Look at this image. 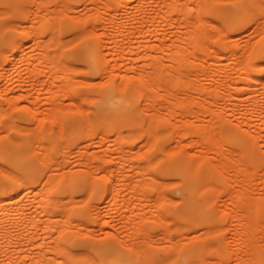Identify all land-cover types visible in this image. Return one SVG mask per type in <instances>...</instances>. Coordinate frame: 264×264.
Listing matches in <instances>:
<instances>
[{
  "label": "rangeland",
  "instance_id": "1",
  "mask_svg": "<svg viewBox=\"0 0 264 264\" xmlns=\"http://www.w3.org/2000/svg\"><path fill=\"white\" fill-rule=\"evenodd\" d=\"M44 1H46V0H44ZM60 1H64V0H60ZM60 1L47 0L45 2L46 3L45 4V3H42L41 0H35V1L34 0H17L16 3L12 6L0 5V11H1V9L4 10V8H5V13H4V11H2L3 13L0 12V24L5 26V32L4 33H6V37L8 38V41H9L8 44L0 47V89H1L0 90L1 91L0 92V104H1L0 105V126H1V129H0V133H1L0 134V157H1L2 152L5 149H9L14 143L19 141V142H22L25 145V147L28 148V152L30 153V159L34 163V166L38 169L36 178H33V179L31 178L30 181L28 180L29 185L26 187V186H23L22 183L18 182L17 178H16L17 175H20L22 173H20V171L17 168H15L14 165L9 164L2 157L0 158V171H1L0 172V179L2 180L1 182H3L2 184L4 186H6V188H8L7 193L5 192L7 190H4L3 192L0 193V195L6 197L8 200L10 199V197H12L14 201L16 200L19 202L22 195L27 191V190L25 191L24 189H28V188L32 189L31 193L34 195V197H33V195H32L33 199L30 198V196L27 197V198H29L28 199L29 201L27 203H28V206L31 205L29 207V209H31L30 211H33L34 214H36V216H37L36 220L38 221V222L35 221V223H38L37 225H35V223H33L31 226L28 227V229H30L31 231L30 230L27 231L28 230V229H26L27 226L25 225L26 228H24L25 226H22V225H24L22 223L19 224V225L22 224L21 226H19V225L17 226V224H15L16 227H19L20 229L21 228L25 229L24 231H25V233L28 232L29 233V234L27 233L28 235H30V232H32L31 235L33 237H30L26 234L27 238H25V239L28 240V237L30 238L29 242H30L31 246H30V248L28 246L27 250H30V251L32 250L31 252L33 254H31L32 255L31 256L30 255L31 252L27 251L29 255L26 258H24L23 255H22L23 257L17 255L18 257L16 259L12 260V257H11L12 254L11 253L13 251L11 249L15 248L16 243L11 242L12 243V245H11L9 243V240L5 239V238H7L6 236L9 235L8 233H10L14 227H12V225H10L12 227V229H11V227L9 226V228L11 229L10 231H9V229L8 230L6 229L7 231L1 229L2 232L0 231V236L2 234H4V235L6 234V236L3 235V240L5 239L12 247L10 248L9 247L10 245L8 243H7V245H9V246L5 245L6 244V243H4L5 240L0 241L1 243L2 242L4 243V245H3V243H2V245L0 243V245L2 246V253H0V257H1L0 262H2V263H0V264H4V263L11 264V263H7L5 261L7 259H8L7 261L10 260L9 256L11 257L12 262H15V260L17 261V259L19 257L23 258V260L25 259V261L27 259H30L31 257L34 258V256L39 253L37 251H40V249H41V248L39 249L37 247V244H39L43 240V239L41 240V237L46 238V236L49 235V234H47V232H51V233L53 232L52 234L50 233L49 236L53 235L50 238H52V237L57 238L56 242H55V239H53V238H52L53 240L50 239V241H51L50 244L48 241L49 245L55 244L56 247L59 245H60V247H61V245L62 246L65 245L62 248L63 249L62 251H58V253L56 251V253H55L56 255L54 254L55 250H54L53 254H52V252H50L51 254L50 253H48V254L51 257L57 258L56 260H58V261H60V259L62 258L61 260H65L64 262H66V264H73L72 260L74 258L73 257L74 250H75V254H76V252L80 253L81 251L85 252L87 250L86 255L85 254L84 255L85 256L89 255V256L85 257V256L80 255V254L77 255V257H84L83 261H81L82 259L79 260V261L84 262V263H86L85 261H88L86 258L89 259L92 256V259H94L96 261V263L94 260H92L93 262H90V259H89V262L91 264L92 263L93 264L94 263L95 264H118V262H117L118 259L116 258V255L117 254L123 255L125 253L124 256L132 258V260L134 261V264L137 261L138 262L136 264H141L142 263L141 259H143V258L139 257L140 255L137 254V252H139L137 249H141V248H143V246H145L144 248L147 249L148 252L150 253L151 256H149V255H147V256L151 257V262L153 264H163L162 258H164L165 256H168L174 252L179 253V252L184 251L185 249H187L190 246L194 247V246H198V245H200V246L206 245V246H208V248H213V250H210L208 253H206L204 255V257L206 256L205 258H207V259L203 258V260H204L203 264H244V262L242 263V261L247 257V254L245 252V246H244L245 242H243V241H245V240H243L245 238L241 237V235L239 234L240 231L238 232V230L241 229L240 227L242 226V224L244 222V218H246V217H244L243 214H244V211H246L244 209L247 208L246 207L247 205L244 206V203L242 201L243 199L241 198V196L237 197V194H240L238 191H240L241 188H242V190H244V188H246V187L248 188V187H250L249 185H251V187L247 190L248 191L247 198L249 196L250 197L254 196L257 198L256 202L258 203L257 204L258 206L257 205L256 206H257L258 210L255 211V213H254L255 209L252 211H253V214H256V212H257V214H256L257 217L256 216L254 217L255 221L257 222V220H258V223L259 222L262 223V224L259 223V224H261L260 226L257 223V229L264 228V217H263L264 216V150H263L264 149V100H263L264 99V91H263L264 90L263 89L264 88L263 87V85H264L263 84V80H264V65H263V63H264V3H262V2H264V0H218V1L217 0H194V1L193 0H177L181 3L180 4L178 2L181 6H179L178 3H177V5L179 7H177L176 4H175V6H172L170 4L172 6L170 9H168V7H170L169 4H166V3L167 2L172 3L173 2L172 0H168V1L162 0V1H164V3L162 2L163 4L162 3L157 4L158 1H159V3L161 2L160 0H158V1H156V0H142V1L141 0H133L136 4L131 0H68V3H70V4H68V3L67 4L71 5L68 7L75 8V10H77L81 7V9L77 10V11H79V13H77V11L72 10L73 12H75L74 15L77 16L76 19L77 18H79V19L76 20L73 17L75 19V21H73L74 19H72V16L69 17L68 13L66 15V13L64 11H63L64 13H62V10H61V14H64V15H61L62 18L59 16L58 19L60 22L57 21V19H55L56 18L55 17L54 19L57 22L52 23L51 22L52 19H50L51 20L50 21L51 24H50L48 21L49 20L48 16H50L49 15L50 13L47 14V12H49L50 10H54V9H50V8L51 7L54 8V6L56 7V4ZM126 1H130V2L126 3ZM174 1L176 2V0H174ZM39 2L41 4H45V5L39 6L37 4ZM66 2H67V0H66ZM187 3L189 5H187L185 7L182 6V4L186 5ZM140 4L142 6H139ZM261 4H262V6H261ZM58 5H60V4H58ZM61 5L64 6V4H61ZM161 5L163 6V8ZM21 6H24V7H21ZM85 7L89 10H87ZM138 7L141 9H139ZM164 7H167V8H164ZM20 8L22 9V11L20 10ZM65 8H66V6H65ZM155 8H158V9H155ZM45 9L47 11H45ZM55 9H57V8H55ZM182 9H183V12L185 14H182V12H181ZM26 10H27V12H26ZM159 10L160 11L162 10V12H160ZM163 10L164 11L168 10L167 12H168V15H170V17L167 15V12L165 13V12H163ZM179 10H180V12H179ZM241 10H242V13H241ZM43 11H45V12H43ZM69 11L72 12L71 10H69ZM28 12L29 13L31 12V13L29 14ZM36 12L38 13V16L40 15L39 18L37 16ZM50 12H52V11H50ZM70 12H69V15H70ZM44 13L47 14V15H45L46 17L43 16ZM151 13H152V15H151ZM154 13H155V15H154ZM158 13H159V15H158ZM79 14H81V17H79L80 16ZM156 14H157V16H156ZM244 14H246V16H244ZM153 15L156 17H154ZM160 16H162V18ZM85 17H87V18H85ZM158 17L161 18L163 21L161 19H159ZM40 18H42V20H41V22H38V19L40 20ZM44 18H45V20H43ZM80 18H82V20L83 19L84 20L82 21V20H80ZM108 18L110 20H108ZM187 18L192 20V21H189V23H191L190 25L188 23ZM186 19H187V21H186ZM199 19H201V20H199ZM11 20H12V22H14L13 25H17V26H14V27H12V25L8 26L7 23L8 24L11 23ZM113 20H114V22H113ZM156 20L159 21V23ZM164 20H165V22H164ZM193 20H194L195 25L193 24V26H192ZM234 21H235V23H234ZM37 22L40 24H38ZM108 22L111 23L112 25L110 24L111 25L110 26ZM236 22H237V24H236ZM36 23H37V25H36ZM155 23H157V25ZM32 24H33V26H32ZM54 24H56V26ZM34 25H35V27L36 26L37 27L35 28ZM106 25H108V26H106ZM6 26H7V28H6ZM22 26H23V28L21 29ZM50 26H52V28L54 30H55V28H56V30L58 29L57 34H55L56 30L54 31L55 32V33H53V35L55 34L54 36H56V35L59 36L58 39H60V37L62 39L66 38L67 42L70 40L71 36L74 39V37H73L74 33H78L77 31H80V32L83 31L84 32V31H86L84 29H86L87 27H88L87 29H89V32H91V30L94 31L95 29H97V33L96 34L93 33L94 35H91L92 33L90 35H85L87 33L89 34V32H87L88 31L87 30L86 33L84 34L85 36L83 35V32L81 33L83 35V37H81V35H79L78 38H81L79 40L76 37L77 34H75L74 36L76 37V39L70 40L72 42H70V43L68 42L69 45L64 44V45H66V46H64L65 49L62 48V46H61L62 49L59 48V50H60V55H59V53H58L59 51L56 48H58L61 44L65 43L66 41L64 39H63V41L60 39L59 40L60 42L58 45V44H55V42L58 41L56 39L57 37L55 38L57 41L56 40H55V42L53 41L54 43L51 40H49V38H47V37H50L48 34L50 32V35H51L52 34L51 30H53V29H50L51 28ZM93 26L96 27L94 30H93V28H94ZM105 26H106V28H105ZM90 27H91V29H90ZM81 28H84V29L81 30ZM231 28H232V30H231ZM38 29H40L41 35H39L38 32H40V31ZM193 29H194V31H193ZM106 30L109 33L105 34L107 32ZM29 31H31V32L32 31H38V32H36V33H38V35L37 36L33 35L35 32L31 33ZM94 32H96V31H94ZM223 33L226 36L229 35L228 36L229 39L228 38L224 39L223 37H225V35ZM187 34H189V35H187ZM53 35H52V38L51 37L50 38L54 40ZM181 35L184 36V38ZM111 36H112V39H111ZM178 36H181L182 38L179 37V40H177L176 38H178ZM190 36H191V38H190ZM37 37L38 38L40 37V38L38 39ZM231 37L236 39V41ZM86 39L87 40H90V39L96 40V41H99L100 43H102V42L104 43V40H105L104 44H106V48H105V45L103 43L100 45L102 47L101 48L102 50L105 49L104 50L105 52H107V51L110 52V53L107 52L108 54L107 53L105 54V52L103 53L104 56L106 55L105 56L106 58L103 56L104 68L106 70L105 69H104V71L101 70L97 74H93V73L89 74L90 71H89V66H87L88 64L82 62L81 59L79 58V54L77 53V50L80 47V44ZM231 39H232V41H231ZM107 40L110 41V43ZM112 40L113 41L115 40L116 42L115 41L113 42ZM16 41H18V42L16 43ZM48 41L52 42L54 44V46H52L53 45L52 44L51 47L44 46V48L48 47V48H46L47 51H49L48 54H47L46 49L43 48V50H42L41 49L42 47L40 49L35 47L38 45V44L37 45L35 44L37 42L40 43L39 46L40 45L41 46L46 45L47 43L50 46V43ZM61 41H62V43H61ZM178 41H180L181 43ZM43 42L46 44H43ZM189 42H190V45H189ZM22 43L24 44V46ZM71 43H72V45H71ZM152 43H155L153 45L154 47L148 46V45H151ZM156 43H158V44H156ZM186 43L189 45L190 50L188 49V45ZM247 43H248V45H247ZM160 44L166 45V46H163L161 48ZM175 44H177V46ZM249 44H250V47H249ZM252 45H254V46H252ZM182 46L183 47L185 46L184 49H182L183 48ZM204 46H207L206 48L210 49L209 53H207L208 49L204 48ZM227 46L231 47L232 51L236 52V53L234 55L231 54L233 52L229 51L231 48L228 50ZM156 47H160V48L158 49ZM177 47H180V48H177ZM242 47H246L248 49H251L252 51L250 50L251 51L250 54L252 53V55H250V54L248 55L249 50H247L246 48L242 49ZM253 47H255V48L253 49ZM55 49H56V51H58V52H56L58 54V56H57L58 58L55 57L56 56L55 52H54L55 54H52V55L50 54V52L52 50L55 51ZM154 49L156 51H154ZM203 49H205V50H203ZM44 50L46 51V54H45ZM181 50H182V52L184 50H187L186 52H183V54H185L184 57L182 55ZM191 50H193V51H191ZM239 50H243L244 52H242V51L241 52L243 54L244 53H246V54L243 55L240 52V56H239V54H237ZM3 51L5 54L4 53L2 54ZM212 51H213V53H212ZM171 52H173V55H171L172 54ZM191 52L196 53V55L192 54ZM155 53H156V55H159V56L161 55L160 56L161 58L160 57L155 58V56L153 57L152 55H154ZM187 53L189 56H187ZM49 54H50V56H48L49 60H50V58L52 60V57L53 58L55 57L54 59H56L54 62L51 61L50 64L48 63L49 60L47 62L44 61V60H46L44 57L47 58V55H49ZM220 54H221V56H220ZM109 55L112 57L109 58L108 57ZM170 55L172 57H170ZM218 55L220 57H218ZM232 55L234 56V58ZM235 55L237 58L235 57ZM132 56H135V58ZM136 56H138V57H136ZM185 56H187V57H185ZM228 56H230V58ZM246 56H249V59L251 58V56H252V58L248 61V57H246ZM38 57H39V60H38ZM107 58L109 61H107ZM174 58H175V60H174ZM198 58H200L201 60H199ZM218 58H220V59H218ZM235 58L237 59L236 61H235ZM70 59L72 62L70 61ZM161 59L163 60V62ZM204 59H206L207 61ZM115 60L118 62L116 63ZM152 60H153V62H152ZM159 60L161 62H158ZM187 60H189V65H188ZM216 60H219L218 61L219 64ZM228 60H229V62H228ZM231 60L236 62V64H240V67L238 68L239 65H237V66L235 64L232 65L233 61L231 63ZM238 60L243 65L240 62H238ZM122 61L123 62L125 61V62L123 63ZM132 61H133V63H132ZM111 62L114 64L116 63L117 65L116 64L113 65ZM151 62L154 64H152ZM214 62H216L217 64ZM52 63H54V66L58 67L59 72H52L53 69L55 68L54 66H52ZM118 63H120L121 65L120 64L118 65ZM244 64H246L247 67L244 66ZM254 64L255 65L261 64L263 66L260 65V67H259V66H255ZM50 65L54 68L51 69L52 67H50ZM109 66H110V68H109ZM113 66L114 67L117 66V67L113 68ZM243 66L246 67V69H248V72L250 73V75L253 76V78L256 77L255 80L252 77H250V80L253 79L254 81H256V82H254L252 80L253 82L252 81L250 82L251 88L249 86H247L250 84V83H248L249 78L246 77V78H248V80L246 78L242 79L243 73H241V70H243L242 69ZM85 67H86V69H85ZM107 67H108V69H107ZM137 67H138V69H137ZM153 67L156 68L155 71H157L158 74L157 73L153 74V70H154ZM207 67L211 70H209ZM221 67L222 68L224 67V68L222 69ZM127 68H128V70H127ZM196 68L200 69V70H196ZM217 68H219L220 70H223V72L225 70L226 74L223 73L222 71H220L219 69H218L219 72L217 73V71H218ZM234 68L235 69L238 68V69L235 70ZM240 68H241V70H240ZM179 69H180V71L182 70L181 72H184L185 75H183V73H180L178 71ZM215 69L217 71H214ZM85 70H87V71H85ZM113 70H114V73H113ZM105 71H107V75H106ZM126 71H127V73H126ZM145 71H147V72H145ZM148 71H150L149 73H151V71H152L153 75L150 74L151 77L146 76L148 74ZM195 71H197V74H195ZM201 71L203 73L204 72L209 73V74L206 73L209 79L206 78L207 77L206 74H204L206 77L204 75H202L203 73ZM227 71H229V73ZM244 71H246V72H244ZM244 71L243 72L247 74V70H244ZM102 72L105 73V77L101 76L103 74ZM176 72H178V73L176 74ZM185 72L188 73L189 75H187ZM213 72H214V74H213ZM215 72L217 73L216 74L217 76H215ZM221 72H222V74H221ZM54 73H56V74H54ZM119 73H121V74L124 73L125 75L123 74L121 76V74L119 75ZM136 73H137V75H136ZM143 73H144V75H143ZM191 73H192V75H191ZM249 73H248V76H249ZM108 74H110L109 75L110 78L107 77ZM198 74H199V76H198ZM218 74L220 76H218ZM227 74H230V75H227ZM240 74H241V76H240ZM132 75L134 76V78L131 77ZM200 75L202 76V78L204 77L205 79L204 78L202 79ZM209 75L211 77L213 75L214 77L210 78ZM123 76L125 78H123ZM127 76H128V80H127ZM157 76H158V78H157ZM181 76H182V79L180 78ZM188 76L189 77L191 76L190 78H192V79L195 78L197 80L199 78H201L202 80L199 79L197 81L199 85H200V83H199L200 80L207 87H209V86L213 87V85H214V87L212 89L209 88V90L207 92V95L209 93V95H211V96H209L208 98L204 97V98H206V99H204L203 96H201L202 95V93H201V94H199L200 97L199 96L197 97L196 96L197 94H195V93L199 92L198 87H197L198 92L197 91H191L190 92V88H191V90L195 89L193 87L196 85V83L194 82L195 84L193 86L191 83V82H193V80L188 79ZM197 76L199 78H197ZM227 76H228V78H227ZM232 76L234 77V81L236 80V82L239 81V83H241L240 84L241 86L238 85L239 83H236L231 79ZM236 76L239 80L237 78H235ZM244 76H246V75H243V77ZM83 77H84V80H83L84 83L81 82ZM176 77H177V79H176ZM85 78H87L86 80L94 79V82L93 81L91 82V80L90 81L88 80L89 83L86 85L87 81H85ZM213 78H215V81H211ZM108 79H109V81H108ZM122 79L125 81L127 80L126 83L123 81L125 84H123ZM229 79H231V80H229ZM244 79H246V81L243 82ZM190 80H191V82H190ZM260 80H262V81H260ZM79 81H80V83H79ZM99 81L100 82L102 81V83H100ZM187 81H189V82L186 86L185 83ZM229 81H233V83H235L234 87L239 86L238 90L236 88L235 89L233 88V90H231L232 94L230 91H228L230 86L229 87L226 86L228 88H226L225 90H227V93L229 92L231 95L235 94L234 92L237 90L238 93L236 92L237 95L235 94V96H236V98L239 96L238 100L241 99V101H238L237 99H234L235 102H233V100L229 101L230 95L227 96L226 91H224V89H223V88H225L224 86L226 84L227 85L229 84L233 87L234 84L232 82H229ZM17 82H19V83H17ZM53 82H55V83H53ZM120 82H122L121 85H120ZM213 82H215V84ZM226 82H228V83H226ZM246 82L248 83L247 85H246ZM261 82H262V85H260ZM189 83L193 87H189ZM221 83H222V86H221ZM11 84L13 87L11 86ZM109 85H111L112 87L115 88L116 92L119 94L118 96L124 95V97H130L131 95L134 94L133 100L136 103V114H137L136 118L133 119V118H129V117H122V116L115 115V114L103 115L100 113L99 108H98L99 107L98 102H99V99L101 98V94H102L103 90ZM119 85H120V87H119ZM242 85H243V88H242ZM163 86H164V89L162 88ZM166 86H167L168 91H169V89L172 90L170 93H173V92L175 94L177 93L178 96H179L180 90L182 88L181 93H183V90H184L185 94L189 92L192 95V96L189 95V97H191L190 98L191 100H189L188 98L186 99L187 101L184 100V98H185V97L183 98L184 94L183 95L181 94L182 95V97H181L182 100H180L181 103H179L180 102L179 99L177 100L178 102H176V100H174L175 101L174 102L173 101V99L175 98L174 95H173V98H171L169 96L170 94L165 92ZM169 86H170V88H169ZM200 86H201V88H203V90L200 89V91L203 92V94H204L205 90L208 88L205 87L206 89L204 90V87H203L204 85H200ZM215 86H216V89L220 92V94L217 90H215ZM244 86L249 87L248 91L251 89V92H253V94H254L255 90H256V92H255L256 94L258 93L257 91H259V90L263 91L262 95L259 94V96H257L259 98H261V97L262 98L259 100L257 99L258 103L255 101L257 103L255 106H258L259 108L256 109V107L253 106L255 108V110H257V111L253 110L256 114L253 113V111H252V108H253L252 105L255 104L254 100H256V99L253 100L254 104L252 103V101L247 99V96H249V94L247 93L248 91H246V89H244L247 87H244ZM254 86H256V87H254ZM232 87H231V89H232ZM240 87H241L243 93L241 92ZM218 88L220 90L223 89V94H225V95L222 96L221 95L222 92ZM137 89H139V90H137ZM177 89L178 90L180 89V90L178 91ZM210 89L212 90V92L214 91V94H212ZM2 90L3 91L5 90V91L3 92ZM71 90L74 92L72 93ZM90 90H92V91L90 92ZM239 90H240V92H239ZM252 90H254V91H252ZM262 91H261V93H262ZM128 92L130 95L127 94ZM217 92H218V94H217ZM259 93H260V91H259ZM84 94H89V97H90V95H92V96L97 95V96H94V97L91 96L92 98L90 97V99H89L87 97L88 95L86 96ZM246 94H248V95H246ZM250 94H252V93H250ZM11 95H13V96H11ZM207 95H205V96H207ZM213 95L216 97V101L215 100L212 101L213 98L215 99V97ZM219 95H221V97H219ZM244 95H246V99L248 100V101L244 100L246 102H244L242 100ZM194 96H196V98ZM212 96H213V98H212ZM224 96H226V97L222 98ZM233 96H230V98ZM167 97H169V98H167ZM201 97L203 98L202 101L208 99V101L205 102V105H206L205 107L200 105L202 103L201 99H200ZM210 97L212 98V100ZM217 100L218 101L220 100L221 102L218 103ZM236 100H237L238 106H237V104H235L234 105L236 107V109H235L233 105L231 106V104L236 103ZM12 101H13V103H12ZM163 101L164 102L166 101V103H164ZM188 101L190 103L192 101L193 104L192 103L190 104ZM249 101L252 103V105L251 104L246 105V103L247 102L249 103ZM161 102H163L164 104ZM182 102H184V103H182ZM187 102L189 103L188 107H189V105H191L190 106L191 108L189 107V109H190L189 114H187L188 108L186 109L184 107V104H187ZM196 102L199 103V107H198V104ZM208 102H209V107L211 105V108H212V106L215 104L213 106L215 110H217V109L220 110V108L221 109L224 108L220 111V112H222L223 110L225 111V108H226L227 114H228V112H229V114L230 113H232V114L231 115H229V114L225 115V117L227 119L223 118L222 122L220 124H218L215 122V121H217V120H215V118H216L215 115H217V114H214V116H212V114L215 113V112H212V114H211L212 117L209 116L210 119H213V123H212V121L208 118V114H206L207 110L205 109V108L208 109ZM211 102H212V104H211ZM228 102L229 103L233 102V103L228 105ZM226 103H227V105H226ZM222 104H224V105H222ZM240 104H241V106H240ZM259 104L260 105L263 104L262 105L263 107L262 106L260 107ZM167 105H168V107H167ZM169 105H171V106H169ZM1 106L2 107L4 106V109H5V107L7 108V109H5L6 113H4L5 110ZM194 106L196 107V109H197V107L201 108L200 111L202 114L206 110L204 112L205 115L203 114L205 117H203V115L200 114V112H198V109L196 110L194 108ZM247 106L251 107V108L249 107V112L247 110ZM53 107H55V109ZM170 107H171V110L168 109L170 111L169 112L166 109L170 108ZM240 107H241V109H240ZM47 108L49 110L51 108H53L55 111L53 109H51L52 111L46 112V114H49L50 116L46 115L45 110L47 111L48 110ZM184 108L187 111H185ZM202 108L205 110L202 111L203 110ZM8 109L11 111H8ZM159 109L161 112L159 111ZM163 109H165V110H163ZM209 109L207 112L210 115L211 112L209 111ZM259 109H261V110H259ZM181 110H183V111H181ZM192 110H194V111L192 112ZM211 110H213V108ZM237 110L240 112H243V113L240 114V113H238ZM243 110H247L248 113H246V111H243ZM172 111H174V112H172ZM260 111H263V113ZM53 112H55V113H53ZM183 112H184V114H183ZM163 113H165V114H163ZM173 113H174V115H173ZM191 113H192V115H191ZM8 114H9V116H8ZM52 114H54V115H52ZM218 114H220V113H218ZM224 114H222L223 117H224ZM243 114H244V118H243ZM251 114L254 115L252 119H251V117H252ZM171 115H172V117H171ZM234 115L236 118L234 117ZM238 115H239V119H238ZM44 116H46V118ZM48 116L51 118H49ZM156 116H158V117H156ZM180 116H182V117H180ZM190 116H192V117H190ZM248 116H250V117H248ZM256 116H257V118H256ZM8 117H9V119H7ZM148 117H150L151 119ZM155 117L157 120H155ZM184 117H186V118H184ZM213 117H215V118H213ZM170 118L172 120H169ZM201 118H202V120H205V121L200 120ZM228 118H229V121H228ZM189 119H190V121H189ZM5 120L6 121L7 120L12 121V122H10L11 125L7 124ZM48 120H50V122ZM187 120L189 121V124H188ZM230 120H231V122H230ZM151 121L156 122V124L153 122L154 125H156L155 126L156 129L153 128L154 130L159 131L158 133H160V130H162V133L159 135V137H158V133L156 136V139L158 137V139L160 138L162 141L160 139L159 140L155 139V140L151 141V138L153 139V137H150L151 135L149 136L150 138L147 137V135H149L150 132L145 131L144 129H147L149 124H151V125H149V127L150 126L153 127L152 123L148 124V122H151ZM175 121H177V124H173V123H176ZM223 121L224 122L226 121V122L224 123ZM249 121H253V122H249ZM84 122H86V123H84ZM171 122H173V123H171ZM180 122H182V123L180 124ZM192 122H194V123H192ZM206 122L208 124L212 123L216 127H214L213 125H212L213 126L212 127V126H210L211 125L210 124L209 125L210 129H209ZM246 122H248V123H246ZM254 122H256V123H254ZM12 123H13V125H12ZM183 123L185 124V126L183 125ZM199 123L206 124L205 127H204V125H201V126L203 128H207V129L201 128V126L198 125ZM222 123H224L225 125L227 124L226 127H228V129H232L236 132H239L245 138L249 139L252 142V144L254 145V148L259 153L261 160L251 161L250 158L247 159V154H244L243 151H242L243 153H240L241 152L240 148L234 144L232 145V142H230L228 139H226L227 137L225 138V136L222 135V134H225V131H226L225 130L226 127H224V124L222 125ZM249 123H251V124L248 125ZM253 123L255 124L254 126H257V127L254 128V126L252 125ZM17 124L18 125L21 124L20 125L21 128L22 127H24V128L21 129L20 126L17 127ZM193 124L195 125V127L194 126L192 127ZM237 124H239L240 126L242 125V127H239V125L237 126ZM2 125H5V126H2ZM188 125L191 127L189 129V132H191L190 131L191 129L193 130L192 132H194V130H195V133L191 132L192 135L188 132L189 136L185 135L187 133V131H186V133H184V132H182L183 130L180 131L178 129V128L184 129V127L189 128ZM251 125L254 128V130H253L254 132H252L253 135L250 134L251 133L250 132ZM246 126H248V128H246ZM6 127L9 129L5 131L4 129H6ZM17 128H19V129H17ZM200 128L203 130L202 132L199 131ZM243 128H244V130H247V132L243 131ZM20 129L22 131H20ZM23 129L26 131H24ZM218 129H219V132H218ZM236 129H238V131ZM141 130H142V132H140ZM222 130H223V133H222ZM248 131H249V133H248ZM146 132L147 133L149 132V133L146 135ZM151 132H152V129H151ZM179 132H182L183 134L179 133ZM5 133H6V135H4ZM153 133L156 134L154 131H153ZM196 133H198V135ZM200 133H202V134L206 133L205 134L206 137H208L207 136L208 133H209V135H212L213 137H217V138H219L221 136L219 139H221V140L224 139L222 141L223 144L217 138H216L217 140L214 138L217 142H220V144L217 143L218 146L215 143L216 144L215 146L217 148L222 147L221 149L226 154L221 152V155L224 154L223 156H221V155H219L220 150L217 151L218 149L217 150L212 149V148L216 149V147H214L212 145V144H214L212 141L213 139H210L212 136L208 137V139H207L204 135L202 136V134H201V136H199ZM216 133H217V135H216ZM117 135L119 137L121 136V138H118ZM255 135H256V137H255ZM122 136L124 137L123 139H122ZM152 136H153V134H152ZM183 136H184V138H182ZM197 136L201 137L202 139L197 138ZM222 136H224V137H222ZM10 137L11 138L14 137L15 139L12 141V139ZM185 137H186V139H185ZM204 137L206 140H203ZM32 138H34L35 141ZM179 138H182V140ZM16 139H17V141H15ZM31 139H32V141H31ZM137 139H138V141H137ZM36 140H38L37 143H35ZM193 140L195 143L193 142ZM199 140H201L202 143H200ZM208 140L211 143L208 144ZM157 141H158V143H157ZM190 141H192L193 143ZM188 142L190 143V145ZM176 143H179L178 146L176 145ZM183 143H188L187 144L188 146L186 144H185L186 146L183 145ZM158 144H159V146H158ZM204 145H205V147H204ZM211 145L213 147H211ZM209 146L211 147V149L213 151L210 149ZM41 147H42V149H41ZM162 147H165V150L167 152H169L168 153L169 158L167 157V155H166L167 152L164 151V148H163V151L165 152V155H164V153H161L162 150H160V148L162 149ZM32 148H34L37 153ZM121 149L123 152L121 151ZM172 149H174V150L177 149V150L174 152V150H172ZM201 149L202 150L204 149V152L201 151ZM170 150L173 152L170 153ZM206 150H207V152H206ZM236 150H239V151H236ZM199 151H201V153ZM231 151H232V153H231ZM233 151H235L234 154H233ZM39 152H41V153H39ZM121 152L123 154H121ZM186 152H189L192 154H187ZM217 152H219V153L217 154ZM198 153L200 155H198ZM206 153H207V156H206ZM162 154L165 156L164 159L162 158V156H163ZM172 154L174 156H172ZM201 154H202V156H201ZM50 156H52V157L50 158ZM181 156L182 157L184 156L183 159H185L188 162H192V164L195 165V169L192 170V176H196V174H199V175L203 174L201 172H205V173H209V174L214 173V172H217V173L219 172V174L222 173L220 175L218 174V176L223 177V178L219 177V179H221V181L219 180L220 182L219 181L214 182L212 180L209 181V179L207 177V181L205 180V186H203L202 192H201L203 197L205 196L208 198V201L210 203V207H212V209H214V212L216 214V219H214V221H212L211 223H209V222L204 223L203 221H201L199 219H196V218H193V217H190V216H187V215H184L181 213L184 211V203H183V199H182V193L179 190V188L183 184V179L179 175H174V174L163 172V168L167 164H169L172 161H175L176 158H177V160H178V158L182 159ZM208 156L209 157L211 156V157L209 158ZM215 156H217V158H215ZM232 156H234V158ZM46 157H49L46 159V160H49V162L44 160ZM236 157H239L238 160H240V161H237ZM53 159H55L56 161ZM52 160H53V162H52ZM126 160H128V161H126ZM57 161L59 163L60 162L61 163L59 164ZM56 162H57V164H56ZM238 162L240 164L236 168L235 165L238 164ZM48 163L49 164H51V163L56 164L55 166L59 165L60 166L58 168L59 170L57 169L58 170L57 171L54 165L51 166ZM66 163H68V164L66 165ZM91 163H93V168H91L92 167ZM132 163L135 165L132 166L133 165ZM203 163L205 164V167H203V165H204ZM212 163L214 164V166ZM46 164H47V166H46ZM86 164H87V166H86ZM140 164H143L142 167H144V166L146 167L147 164H149V166H151V167H149L147 165L148 167L146 169H144L145 167L143 168L145 170L144 171V170H142V167L137 168V165L140 166ZM88 165H90V167ZM217 165L218 166L220 165V166L218 167ZM53 166H54V168H53ZM224 166L227 168L226 169L227 171H224V172H221L220 170L215 171L218 168L220 169V167H222L224 170ZM47 167H49V168H47ZM50 167H51V171H52V169L56 170V173L60 172L59 174H61V173H63V171H65L62 175H59V177H60L59 180H58V174L56 175L58 182H57V184L55 183L57 181L56 177L54 179L56 181L53 182L56 184V186L55 185L52 186L51 183L50 184L48 183L49 178H50L49 175L55 173L53 171L49 172ZM211 167H214V170H211ZM222 168H221V170H222ZM238 168H242V169L248 168L249 171L247 170V172H246L248 175L244 176V175L238 173L237 171L240 170ZM6 169H8L7 171L11 172V174L13 175V176L11 175L12 177L11 176L8 177L9 173L8 172L6 173V171H5ZM69 169H70V171H69ZM66 170H68V171H66ZM243 170L246 171V169H243ZM115 171H118V172H115ZM2 173H4V174H2ZM122 173H125V174H122ZM241 173H243V172H241ZM45 174L48 177H45ZM211 176H212V174H211ZM66 177H67V179H66ZM15 178H16V180H15ZM245 179H247V180H245ZM52 180H53V178H52ZM171 180H173V181H171ZM176 181H178V182H176ZM244 182L245 183L249 182L250 184L248 183V185L246 186L244 184ZM7 185H9L10 187ZM228 185H229V187H228ZM41 186H43V187H41ZM44 186L46 189H44ZM225 186L227 187V189ZM244 186H246V187H244ZM36 187H37V190H36ZM49 188H50V190H47ZM30 189L28 191H31ZM33 189L35 191H37V193L39 191L41 193L37 194ZM9 190H10V192L11 191L12 192L9 193ZM42 190H43V194L48 191L47 194L49 196L45 193V195L47 197L46 196L41 197ZM229 191L234 192V194L236 196L234 198H231L232 196H231V193ZM242 192H244V191H242ZM19 193H21V194H19ZM31 193H30V195H31ZM39 194H41V195H39ZM243 194H246V193H243ZM15 196L16 197L18 196L17 198H19V199H14ZM39 196L41 198H39ZM48 197H50V198H48ZM55 197L57 200L53 199ZM84 197L86 198L85 200H84ZM180 197L182 200L180 199ZM254 197H253V201H254ZM44 198H45V200L43 202L42 199H44ZM49 199H51V200H49ZM58 199L60 201H63V202L60 203ZM78 199H80V202H77ZM81 199H82V203H81ZM179 199H180V201H179ZM244 199H245V197H244ZM36 200H39V201H37L38 203H36ZM55 201L58 202V204L54 203ZM158 202H159V204H158ZM236 202H239L238 203L239 205H237ZM244 202H246V201H244ZM256 202H254V203H256ZM49 203L51 205L54 204V206H51V205L49 206ZM62 203L65 205H63ZM35 204H38V205L40 204V205L38 207ZM141 204H142V206H141ZM59 205L60 206L62 205L63 207H60ZM36 206L38 208H36ZM39 208L42 210L47 209L46 211H43L45 214ZM61 208L64 210V212H63V210L62 211L60 210ZM144 209H146V210H144ZM74 210L76 212H73ZM39 212H40V214H39ZM151 212H152V214H151ZM46 213H47V215H46ZM136 213L139 214L138 215L139 217L137 216ZM42 214H44V215L42 216ZM57 214L59 216H57ZM251 214H252V212H251ZM253 214L251 216H253ZM152 215L154 217H152ZM48 217H49V219H48ZM55 217H58L57 219H59V220H57ZM48 220H51V221H48ZM47 222H49V223L51 222V224H48ZM71 222L72 223L74 222L73 226L70 225V224H72ZM61 223H63V224H61ZM3 224L5 227H7L6 225L8 223H7V221H6V223L4 221L0 225H3ZM10 224H12V223H10ZM60 224L62 225V227ZM74 224H76L75 227L78 225V227H76L77 229L74 227ZM179 224H181L180 227L183 224L184 225L181 228H179ZM187 224H189V225H187ZM209 224H211V226H213V227H216L218 225L215 228V230L218 227L220 229L217 230L218 232H215L212 229L214 231V234H210L211 229H209V235L208 234H207V236L205 235L206 238H205V236L201 237L200 234L204 235V232L200 233V231H202L203 228H205V229L206 228L208 229V227L210 228L211 226ZM46 225H48V226H46ZM49 225H51V227H53V229ZM63 225H64V227H63ZM165 225H167L168 227H165ZM184 226H187L188 228L186 227V228L182 229ZM65 227L67 229H64L62 231L61 229L65 228ZM72 227L79 232L81 231V233H83L84 236L79 235V233L77 231H73V233L77 232L78 235L74 234L75 237H74V235L72 236L73 233L70 234L72 231L71 229H73ZM78 228H79V230H78ZM193 228H194V230H193ZM242 229H243V227H242ZM45 230H47L46 233H45ZM3 231L6 233H3ZM16 231H20V230L15 229L12 231V233H15ZM24 231L22 230L20 232H24ZM60 231H62V232L59 233V236H57L58 232H60ZM213 231H212V233H213ZM257 231H256L257 236H255L257 239L256 238L255 239L257 240L256 241L257 246L259 245L258 250L260 249L259 251L261 253L256 254L257 256H255V257H259L258 260H259L260 264L261 263L264 264V235H262V234L260 235V233H264V230H262V231L260 230V232H257ZM185 232H186V234L183 235L182 233H185ZM197 232H199L200 234L198 233L199 235L198 234L195 235V233H197ZM12 233H10V239H11V237L14 238L16 236L15 235L16 233L15 234H12ZM146 233H148V235H146ZM11 235H13L14 237ZM34 235L35 236L37 235L36 236L38 239L37 241L40 240V242L36 241V239H35L36 237H34ZM68 235L71 237H69ZM189 235L192 236L191 238H187L190 243L188 242V240H186V236L190 237ZM144 236L147 239H148V237H149V239L151 238L152 241H154V239L159 237V238H157L158 242H156V241L152 242V241H150L151 239L148 241ZM152 236L155 238H153ZM194 237H196V238L194 239ZM64 238L68 239V240H61ZM25 239H22L21 241L23 242ZM47 239L48 238H46V240ZM206 239H208V241ZM143 240H144V242H143ZM11 241L16 242L17 240L14 239ZM140 241L143 245H141ZM167 241H168V243H167ZM261 241H263V242H261ZM32 242H33V245H32ZM14 244H15V246H14ZM124 244H126V245H124ZM179 244H181V246L180 247L178 246L179 248L178 247L176 248V246ZM1 246H0V248H1ZM4 246H7L12 251L11 252L9 249H6L7 247L5 248L6 250H8V252H10L11 255L8 254L6 251L3 254V250H5V249H3ZM140 246H142V247L140 248ZM16 247L18 248V249L15 248V250L17 251V250L21 249L22 246L20 247V245H19ZM50 247H54V246L51 245ZM60 247H58V248H60ZM110 247H111V249H110ZM65 248L68 249L69 251H71V253L68 250H65ZM49 249L50 248H48V250ZM132 249H136V252ZM50 251H53V250H50ZM63 251H64V253H63ZM87 252H89V254ZM17 253H18V251H17ZM59 253H60V257L57 256V254H59ZM130 253L133 256L130 257ZM13 254H14V256H16L15 252ZM22 254H25V253H22ZM142 254H146V253L144 252ZM142 254H141V256H142ZM29 256H31V257L29 258ZM143 257H146V256H143ZM154 257L156 259H154ZM21 258L19 259L20 260L19 264H20V262H23V264H24L25 262L23 260H21ZM139 258H140V260H139ZM100 259H102L104 261V263ZM34 260H36V259L34 258ZM143 260L146 261L148 264V262H149L148 259L147 260L143 259ZM3 261H5V262H3ZM27 261H29V263L31 262V260H27ZM144 261H143V263H144ZM9 262H11V261H9ZM146 262L144 264H146ZM16 263L17 262H15L14 264H16ZM58 263L60 264L63 262L60 261ZM30 264H32V263H30ZM33 264H37V262H33ZM149 264H150V262H149Z\"/></svg>",
  "mask_w": 264,
  "mask_h": 264
},
{
  "label": "bare ground",
  "instance_id": "2",
  "mask_svg": "<svg viewBox=\"0 0 264 264\" xmlns=\"http://www.w3.org/2000/svg\"><path fill=\"white\" fill-rule=\"evenodd\" d=\"M16 1H17V0H0V5H4V6H6V5H8V6H12V5H14V4L16 3ZM34 1H35V0H34ZM41 1H42V3H45L47 0H46V1L41 0ZM43 1H44V2H43ZM57 1H60V0H57ZM131 1H133V0H131ZM141 1H142V0H141ZM156 1H158V0H156ZM160 1H161V2L159 3V1H158L157 4H161L162 2L164 3L165 0H164V1L160 0ZM167 1H168V0H167ZM172 1H173L172 3H173L174 5H173L171 2H167V3H166V4H169V6H170V7L167 6L168 9H170L172 6H175V4L177 5V3L179 2V1H177V0H176V2H175L174 0H172ZM193 1H194V0H193ZM217 1H218V0H217ZM62 2H63V3H62ZM127 2H130V1H126V3H127ZM133 2H134V1H133ZM67 3H68V0H67V2H66V0H64V1H60V2H58V3L56 4V7L54 6V8H52V7L50 8V9H54V10H50V11H52V12H50V11L47 12V14L50 13V14H49L50 16H48V19H49L48 21H49L50 24H51V22L54 23V22L59 21V19H58L59 16L61 17V15H64V14H61V10H62V13L65 12L66 15H67V13H68V16H69V17L72 16V19H74V18L76 19L77 16L74 15L75 12H73L72 10L77 11V10L81 9V7H80L79 9L75 10V8L68 7V6H71V5H68V4H70V3H68V4H67ZM134 3H135V2H134ZM163 3H162V4H163ZM179 3H180V2H179ZM179 3H178V5L181 6V5H180L181 3H180V4H179ZM202 3H203V2H202ZM262 3H264V2H262ZM34 4H35V3H34ZM37 4H38L39 6H41V5L43 6V5H45L46 3H45V4H41V3L39 2V3H37ZM58 4H60V5H58ZM61 4H64V6L61 5ZM86 4H87V3H86ZM128 4H129V3H128ZM135 4H136V3H135ZM170 4H171L172 6H171ZM196 4H197V3H196ZM254 4H255V3H254ZM57 5H58V6H57ZM178 5H177V7H179ZM187 5H189V4H188V3H187L186 5H185V4H184V5L182 4L183 7H185V6H187ZM60 6H61V7H60ZM65 6H66V8H65ZM139 6H142V5L140 4ZM143 6H144V5H143ZM145 6H146V5H145ZM153 6H154V5H153ZM161 6H162V5H161ZM261 6H262V4H261ZM21 7H24V6H21ZM58 7H59V8H58ZM83 7H84V6H83ZM154 7H155V6H154ZM167 7H164V8H167ZM55 8H57V9H55ZM62 8H63L64 10H63ZM77 8H78V7H77ZM85 8H86V7H85ZM138 8H139V7H138ZM162 8H163V6H162ZM18 9H19V8H18ZM43 9H44V8H43ZM86 9H87V8H86ZM139 9H141V8H139ZM155 9H158V8H155ZM20 10L22 11L21 8H20ZM65 10H66V11H65ZM69 10H71L72 12H70ZM87 10H89V9H87ZM153 10H154V9H153ZM184 10H185V9H184ZM2 11H4V13H5V8H4V10L1 9L0 12H2ZM13 11H14V10H13ZM38 11H39V10H38ZM38 11H37V12H38ZM41 11H42V10H41ZM45 11H47V10L45 9ZM45 11H43V12H45ZM63 11H64V12H63ZM159 11H160V10H159ZM167 11H168V10H167ZM167 11H164V10H163V12H165V13H166ZM201 11H202V10H201ZM24 12H25V11H24ZM26 12H27V10H26ZM37 12H36V14H37V16H38V13H37ZM69 12H70V15H69ZM155 12H156V11H155ZM160 12H162V10H161ZM160 12H159V13H160ZM179 12H180V10H179ZM181 12H182V14H185V13L183 12V9L181 10ZM247 12H248V11H247ZM2 13H3V12H2ZM12 13H13V12H12ZM28 13H29V12H28ZM30 13H31V12H30ZM30 13H29V14H30ZM77 13H79V11H77ZM159 13H158V15H159ZM241 13H242V10H241ZM29 14H28V15H29ZM47 14L44 13L43 16L46 17L45 15H47ZM71 14H72V15H71ZM162 14H163V13H162ZM1 15H2V14H1ZM41 15H42V14H41ZM77 15H78V14H77ZM79 15H80L79 17H81V14H79ZM151 15H152V13H151ZM154 15H155V13H154ZM154 15H153V16H154ZM167 15H168V12H167ZM39 16H40V15H39ZM39 16H38V18H39ZM52 16H53V17H52ZM156 16H157V14H156ZM156 16H154V17H156ZM163 16H164V15H163ZM168 16L170 17V15H168ZM171 16H172V15H171ZM199 16H200V15H199ZM244 16H246V14H244ZM41 17H42V16H41ZM55 17H56V18H55ZM73 17H74V18H73ZM154 17H153V18H154ZM160 17L162 18V16H160ZM240 17H241V16H240ZM54 18L57 19V21H55ZM61 18H62V17H61ZM61 18H60V19H61ZM66 18H67V17H66ZM85 18H87V17H85ZM158 18H159V17H158ZM161 18H159V19H161ZM167 18H168V17H167ZM185 18H186V17H185ZM50 19H52V21H51ZM72 19H71V20H72ZM75 19H74L73 21H75ZM77 19H79V18H77ZM77 19H76V20H77ZM150 19H151V18H150ZM187 19H188V18H187ZM187 19H186V21H187ZM205 19H206V18H205ZM240 19H241V18H240ZM41 20H42V18H40V20L38 19V22H41ZM43 20H45V18H44ZM80 20H82V18H80ZM83 20H84V19H83ZM83 20H82V21H83ZM108 20H110V19L108 18ZM151 20H152V19H151ZM161 20H162V19H161ZM166 20H167V19H166ZM171 20H172V19H171ZM197 20H198V19H197ZM199 20H201V19H199ZM50 21H51V22H50ZM78 21H79V20H78ZM153 21H154V20H153ZM156 21H157V20H156ZM162 21H163V20H162ZM189 21H192V20H191V19H188V23H189ZM38 22H37V23H38ZM59 22H60V21H59ZM59 22H58V23H59ZM80 22H81V21H80ZM103 22H104V21H103ZM109 22H110V21H109ZM109 22H108V23H109ZM113 22H114V20H113ZM113 22H112V23H113ZM157 22L159 23V21H157ZM164 22H165V20H164ZM11 23H12V24H11ZM11 23H9V24L7 23V25H8V26L12 25V27L17 26V25H13L14 22H12V20H11ZM37 23H36V25H37ZM82 23H83V22H82ZM105 23H106V22H105ZM180 23H181V22H180ZM207 23H208V22H207ZM234 23H235V21H234ZM15 24H16V23H15ZM18 24H19V23H18ZM38 24H40V23H38ZM56 24H57V23H56ZM56 24H54V25L56 26ZM110 24H111V23H109V25H110ZM155 24L157 25V23H155ZM169 24H170V23H169ZM190 24H191V23H189V25H190ZM193 24H194V20H193V22H192V26H193ZM236 24H237V22H236ZM103 25H104V24H103ZM111 25H112V24H111ZM111 25H110V26H111ZM156 25H155V26H156ZM194 25H195V24H194ZM200 25H201V24H200ZM204 25H205V24H204ZM18 26H19V25H18ZM32 26H33V24H32ZM52 26H53V25H52ZM52 26H50V27H51L50 29H53ZM106 26H108V25H106ZM106 26H105V28H106ZM152 26H153V25H152ZM183 26H184V25H183ZM19 27H20V26H19ZM24 27H25V26H24ZM34 27H35V25H34ZM36 27H37V26H36ZM36 27H35V28H36ZM39 27H40V26H39ZM63 27H64V26H63ZM63 27H62V28H63ZM93 27H94V26H93ZM194 27H195V26H194ZM234 27H235V26H234ZM6 28H7V26H6ZM22 28H23V26L21 27V29H22ZM30 28H31V27H30ZM54 28H55V27H54ZM87 28H88V27H87ZM87 28H86V29L81 28V30L84 29V30H86V31L88 30L87 32H89V29H87ZM95 28H96V27H94L93 30H94ZM217 28H218V27H217ZM232 28H233V27H232ZM232 28H231V30H232ZM25 29H26V28H25ZM32 29H33V28H32ZM90 29H91V27H90ZM220 29H221V28H220ZM222 29H223V28H222ZM28 30H29V29H28ZM38 30L40 31V29H38ZM55 30H56V28H55ZM55 30H54V29L51 30V33H52L51 35H50V32H49L48 35H49L51 38H52L53 33H55V32H56L55 34L58 33V31H57L58 29H57L56 31H55ZM231 30H230V31H231ZM23 31H24V30H23ZM54 31H55V32H54ZM86 31H84V32H83V31H81V32H80V31H77L78 33H74V34H73L74 39H73L72 36H71V37H70V40H75L76 37H77L78 40L81 39V38H78L79 35H81V37H83V35L86 33ZM94 31H96V32H94ZM94 31L91 30V32H89V34L87 33V34H85V35H90L91 33H92L91 35H94L93 33L96 34V33H97V29H95ZM106 31H107V30H106ZM193 31H194V29H193ZM220 31H221V30H220ZM4 32H5V26H3L2 24H0V47H2V46H4V45H6V44L9 43L8 38L6 37V33H4ZM29 32H31V31H29ZM33 32H35L33 35H36V36H37L38 33H39V35H41V34H40L41 31H40V32H38V31H32L31 33H33ZM36 32H38V33H36ZM79 32H80V33H79ZM82 32H83V35L81 34ZM158 32H159V31H158ZM189 32H190V31H189ZM27 33H28V32H27ZM98 33H99V32H98ZM107 33H109V32L107 31L105 34H107ZM221 33H222V32H221ZM55 34H54V35H55ZM75 34H77L76 37L74 36ZM189 34H190V33H189ZM189 34H187V35H189ZM223 34H224V33H223ZM223 34H222V35H223ZM54 35H53L54 40L51 39L50 37H47V38H49V40H51L52 42H53V41L55 42V40L57 39L58 41L56 40L57 42H55V44H58V45H59V42H60L59 40L61 39V40L63 41L64 38L62 39V38L60 37V39H58L59 36H57V35L54 36ZM85 35H84V36H85ZM109 35H110V34H109ZM190 35H191V34H190ZM197 35H198V34H197ZM224 35H225V34H224ZM224 35H223V36H224ZM36 36H35V37H36ZM107 36H108V35H107ZM181 36H182V35H181ZM181 36H178V38H176V39L179 40V37H181ZM223 36H222V37H223ZM228 36H229V35H228ZM228 36L225 35V37H223V38H224V39H227ZM33 37H34V36H33ZM56 37H57V38H56ZM182 37L184 38V36H182ZM182 37H181V38H182ZM199 37H200V36H199ZM220 37H221V36H220ZM37 38H38V37H37ZM39 38H40V37H39ZM39 38H38V39H39ZM47 38H46V39H47ZM55 38H56V39H55ZM92 38H93V37H92ZM109 38H110V37H109ZM190 38H191V36H190ZM190 38H189V39H190ZM231 38H233V37H231ZM35 39H36V38H35ZM41 39H42V38H41ZM44 39H45V38H44ZM101 39H102V38H101ZM111 39H112V36H111ZM228 39H229V38H228ZM233 39H234V38H233ZM64 40L66 41V38H65ZM67 40H68V39H67ZM70 40L68 41L69 43L72 42V41H70ZM182 40H183V39H182ZM234 40L236 41V39H234ZM37 41H38V40H37ZM42 41H43V40H42ZM62 41H61V43H62ZM65 41H64V42H65ZM107 41H108V40H107ZM112 41H113V40H112ZM114 41H115V40H114ZM114 41H113V42H114ZM231 41H232V39H231ZM17 42H18V41H16V43H17ZM44 42H45V41H44ZM44 42H43V44H46V43H44ZM48 42H49V41H48ZM52 42H49V43H50V46H49L48 43H47L46 45H43V46L40 45V46H39L40 43L37 42V43H35V44H36V45L38 44V45L35 46V47L38 48V49H40V48L42 47L41 49L43 50L44 46L51 47V45L54 43V42H53V43H52ZM68 42L66 41V42L63 43V44L60 43L61 45H60L58 48H56V49H58L59 52L56 51V49H55V51L52 50L53 52L51 51L50 54L52 55V54H55L56 52H58L59 55H60V50H59V48H60V49L64 48V46H66V45H64V44L69 45ZM75 42H76V41H75ZM81 42H82V41H81ZM108 42L110 43V41H108ZM115 42H116V41H115ZM178 42H180V41H178ZM19 43H20V42H19ZM41 43H42V42H41ZM102 43H103V42H102ZM102 43H100L99 41H96V40H91V39H90V40H87V39H86V40H84V41L80 44V47H79L78 50H77V53L79 54V58L81 59V61L84 62V63H87V64H88L87 66H89V71H90L89 74H91V73H93V74H97V73H99L101 70L104 71V69H105V68H104V58H103V56H104L103 53L105 52V51H104L105 49H104V50L101 49L102 47H101L100 44H102ZM104 43H105V40H104ZM104 43H103V44H104ZM173 43H174V42H173ZM180 43H181V42H180ZM187 43H188V42H187ZM187 43H186V44H187ZM228 43H229V42H228ZM232 43H233V42H232ZM235 43H236V42H235ZM22 44H23V43H22ZM113 44H114V43H113ZM149 44H150V43H149ZM154 44H155V43H152L151 45H148V46H152V47H154V46H153ZM156 44H158V43H156ZM163 44H164V43H163ZM184 44H185V43H184ZM236 44H237V43H236ZM58 45H57V46H58ZM71 45H72V43H71ZM77 45H78V44H77ZM104 45H105V48H106V44H104ZM110 45H111V44H110ZM160 45H161V44H160ZM175 45L177 46V44H175ZM187 45H188V44H187ZM189 45H190V42H189ZM189 45H188V49H189ZM226 45H227V44H226ZM226 45H225V46H226ZM239 45H240V44H239ZM243 45H244V44H243ZM247 45H248V43H247ZM23 46H24V44H23ZM52 46H54V44H53ZM55 46H56V45H55ZM61 46H62V48H61ZM102 46H103V45H102ZM116 46H117V45H116ZM145 46H146V45H145ZM145 46H144V47H145ZM163 46H166V45H161L160 47L162 48ZM176 46H175V47H176ZM180 46H181V45H180ZM241 46H242V45H241ZM241 46H240V47H241ZM252 46H254V45H252ZM35 47H34V48H35ZM48 47H46V48H48ZM113 47H114V46H113ZM134 47H135V46H134ZM160 47H156V48L159 49ZM182 47H183V46H182ZM184 47H185V46H184ZM184 47H183L182 49H184ZM186 47H187V46H186ZM191 47H192V46H191ZM206 47H207V46H204V48H206ZM227 47H228V46H227ZM249 47H250V44H249ZM21 48H22V47H21ZM46 48H44V49H46ZM52 48H53V47H52ZM107 48H108V47H107ZM148 48H149V47H148ZM177 48H180V47H177ZM230 48H231V47H228V50H229ZM244 48H246V47H242V49H244ZM254 48H255V47H253V49H254ZM64 49H65V48H64ZM191 49H192V48H191ZM206 49H208V48H206ZM211 49H212V48H211ZM246 49L249 50V53H248V55H249L250 52H251L252 50H251V49H248V48H246ZM19 50H20V49H19ZM36 50H37V49H36ZM36 50H35V51H36ZM179 50H180V49H179ZM189 50H190V49H189ZM203 50H205V49H203ZM209 50H210V49H208V52H207V53H209ZM225 50H226V49H225ZM250 50H251V51H250ZM1 51H2V50H1ZM44 51H45V50H44ZM46 51H47V49H46ZM46 51H45V54H46ZM106 51H107V50H106ZM154 51H156V50L154 49ZM186 51H187V50H184L183 52H186ZM191 51H193V50H191ZM229 51L233 52V51H232V48H231ZM241 51L244 52L243 50H239L238 53H237V54H239V56H240V52H241ZM37 52H38V51H37ZM48 52H49V51H47V54H48ZM54 52H55V53H54ZM107 52H109V51H107ZM107 52H105V54H106ZM129 52H130V51H129ZM178 52H179V51H178ZM181 52H182V50H181ZM183 52H182V55H183V57H184L185 54H183ZM203 52H204V51H203ZM242 52H241V54H243ZM3 53H4V51L2 52V54H3ZM109 53H110V52H109ZM158 53H159V52H158ZM171 53H172L171 55H173V52H171ZM191 53L196 55V53H193V52H191ZM207 53H206V54H207ZM212 53H213V51H212ZM216 53H217V52H216ZM216 53H215V54H216ZM218 53H219V52H218ZM235 53H236V52H233V53H231V54L234 55ZM4 54H5V53H4ZM50 54L47 55V58L44 57V58L46 59V60H44L45 62H47V61L49 60V59H48V56H50ZM107 54H108V53H107ZM228 54H229V53H228ZM231 54H230V55H231ZM244 54H246V53H244ZM244 54H243V55H244ZM55 55H56V56H55ZM55 55H54V56H55L56 58H58V57H57L58 54L56 53ZM146 55H147V54H146ZM171 55H170V57H172ZM233 55H232V56H233ZM250 55H252V53H251ZM30 56H31V55H30ZM33 56H34V55H33ZM105 56H106V55H105ZM105 56H104V57H105ZM124 56H125V55H124ZM143 56H144V55H143ZM152 56H153V57L155 56V58H156V57H160L161 55L159 56V55H156V53H155V54L152 55ZM152 56H151V57H152ZM187 56H189L188 53H187ZM187 56H185V57H187ZM220 56H221V54H220ZM220 56L218 55V57H220ZM232 56H231V57H232ZM239 56H238V57H239ZM241 56H242V55H241ZM16 57H17V56H16ZM35 57H36V56H35ZM55 57H54V58H55ZM59 57H60V56H59ZM108 57L110 58V57H112V56L109 55ZM114 57H115V56H114ZM130 57H131V56H130ZM132 57L135 58V56H132ZM136 57H138V56H136ZM174 57H175V56H174ZM190 57H191V56H190ZM192 57H193V56H192ZM207 57H208V56H207ZM228 57L230 58V56H228ZM235 57H236V55H235ZM246 57H248V61L252 58V56H251L250 59H249V56H246ZM17 58H18V57H17ZM29 58H30V57H29ZM54 58L52 57V60H51V58H50V60H49L48 63L50 64L51 61L54 62V61L56 60V59H54ZM64 58H65V57H64ZM105 58H106V57H105ZM139 58H140V57H139ZM160 58H161V57H160ZM194 58H195V57H194ZM205 58H206V57H205ZM221 58H222V57H221ZM233 58H234V56H233ZM233 58H232V59H233ZM236 58H237V57H236ZM236 58H235V61L237 60ZM114 59H115V58H114ZM118 59H119V58H118ZM136 59H137V58H136ZM140 59H141V58H140ZM198 59L201 60L200 58H198ZM218 59H220V58H218ZM38 60H39V57H38ZM58 60H59V59H58ZM112 60H113V59H112ZM122 60H123V59H122ZM137 60H138V59H137ZM161 60H162V59H161ZM174 60H175V58H174ZM192 60H193V59H192ZM196 60H197V59H196ZM196 60H195V61H196ZM204 60H206V59H204ZM223 60H224V59H223ZM233 60H234V59H233ZM233 60H231V63H232ZM242 60H243V59H242ZM252 60H253V59H252ZM36 61H37V60H36ZM70 61H71V59H70ZM107 61H109L108 58H107ZM187 61H188V65H189V60H187ZM206 61H207V60H206ZM216 61L218 62L219 60H216ZM220 61H221V60H220ZM41 62H42V61H41ZM59 62H60V61H59ZM71 62H72V61H71ZM115 62L117 63L118 61L115 60ZM122 62H123V61H122ZM124 62H125V61H124ZM124 62H123V63H124ZM138 62H139V61H138ZM142 62H143V61H142ZM152 62H153V60H152ZM152 62H151V63H152ZM155 62H156V61H155ZM158 62H161V61L159 60ZM162 62H163V60H162ZM193 62H194V61H193ZM203 62H204V61H203ZM228 62H229V60H228ZM238 62H240V61L238 60ZM238 62H237V63H238ZM242 62H243V61H242ZM246 62H247V61H246ZM111 63H112V62H111ZM116 63H115V64H116ZM127 63H128V62H127ZM132 63H133V61H132ZM186 63H187V62H186ZM195 63H196V62H195ZM198 63H199V62H198ZM214 63H216V62H214ZM240 63H241V62H240ZM60 64H61V63H60ZM112 64L115 65L114 63H112ZM119 64H120V63H118V65H119ZM152 64H154V63H152ZM160 64H161V63H160ZM201 64H202V63H201ZM206 64H207V63H206ZM216 64H217V63H216ZM218 64H219V62H218ZM221 64H222V63H221ZM233 64H235L236 66L239 65L238 68L240 67V64H236V62H234V61H233L232 65H233ZM241 64H242V63H241ZM261 64H262V63H261ZM261 64H258V65H257V64H256V65L254 64V65L260 67ZM116 65H117V64H116ZM120 65H121V64H120ZM125 65H126V64H125ZM130 65H131V64H130ZM142 65H143V64H142ZM146 65H147V64H146ZM155 65H156V64H155ZM161 65H162V64H161ZM190 65H191V64H190ZM193 65H194V64H193ZM203 65H204V64H203ZM242 65H243V64H242ZM263 65H264V63H263ZM263 65H261V66H263ZM52 66H54V63H52ZM52 66L50 65V67H52ZM105 66H106V65H105ZM126 66H127V65H126ZM153 66H154V65H153ZM177 66H178V65H177ZM221 66H222V65H221ZM230 66H231V65H230ZM244 66L247 67L246 64H244ZM244 66H243V68L241 67L243 70H241V68H240L241 73H243V74H242V79L248 77L249 80H248V78H246V79L248 80V83H250L253 79L255 80L256 77L253 78V76L250 75V73L248 72V69H246V67H244ZM252 66H253V65H252ZM54 67H55V68H54ZM54 67L51 68V69H53V68L55 69V70L53 69L52 72H59L58 67H56V66H54ZM116 67H117V66H115V67L113 66V68H116ZM119 67H120V66H119ZM119 67H118V68H119ZM134 67H135V66H134ZM138 67H139V66H138ZM138 67H137V69H138ZM149 67H150V66H149ZM151 67H152V66H151ZM204 67H205V66H204ZM217 67H218V66H217ZM224 67H225V66H224ZM224 67H223V68H224ZM83 68H84V67H83ZM109 68H110V66H109ZM139 68H140V67H139ZM159 68H160V67H159ZM207 68H208V67H207ZM221 68H222V67H221ZM223 68H222V69H223ZM238 68H237V69H238ZM56 69H57V70H56ZM85 69H86V67H85ZM107 69H108V67H107ZM153 69H154V70H153V74H156V73H157V71H155L156 68L153 67ZM187 69H188V68H187ZM208 69H209V68H208ZM218 69H219V68H217V70H218ZM234 69H235V68H234ZM237 69H235V70H237ZM105 70H106V69H105ZM118 70H119V69H118ZM121 70H122V69H121ZM127 70H128V68H127ZM196 70H200V69H197V68H196ZM202 70H203V69H202ZM209 70H211V69H209ZM217 70L215 69L214 71H217ZM219 70H220V69H219ZM219 70L217 71V73L219 72ZM244 70H247V74L244 73V72H246V71H244ZM85 71H87V70H85ZM115 71H116V70H115ZM129 71H130V70H129ZM129 71H128V72H129ZM154 71H155V72H154ZM158 71H159V70H158ZM178 71H179L180 73H183V75H185L184 72H181L182 70L180 71V69H179ZM207 71H208V70H207ZM220 71L223 72V70H220ZM243 71H244V72H243ZM105 72H106V75H107V71H105ZM117 72H118V71H117ZM119 72H120V71H119ZM140 72H141V71H140ZM145 72H147V71H145ZM149 72H150V71H148V74H149V75L147 74L146 76H150V74H152V71H151V73H149ZM201 72H202V71H201ZM208 72H209V71H208ZM222 72H221V74H222ZM227 72L229 73V71H227ZM102 73H103L104 75L102 74L101 76H102V77H105V73H104V72H102ZM113 73H114V70H113ZM126 73H127V71H126ZM177 73H178V72H176V74H177ZM185 73H186V72H185ZM202 73H203V72H202ZM206 73H207V72H206ZM206 73L204 72L202 75H204V74H206ZM217 73L215 72V76H217V75H216ZM223 73H225V70H224ZM239 73H240V72H239ZM248 73H249V76H248ZM54 74H56V73H54ZM54 74H53V75H54ZM120 74H121V73H119V75H120ZM123 74H124V73H122L121 76H122ZM141 74H142V73H141ZM153 74H152V75H153ZM157 74H158V73H157ZM186 74L189 75L188 73H186ZM195 74H197V71H195ZM207 74H209V73H207ZM207 74H206V76H207ZM213 74H214V72H213ZM225 74H226V73H225ZM109 75H110V74H108V76H107L108 78H110ZM112 75H113V74H112ZM124 75H125V74H124ZM130 75H131V74H130ZM136 75H137V73H136ZM143 75H144V73H143ZM180 75H181V74H180ZM191 75H192V73H191ZM227 75H230V74H227ZM243 75H246V76L243 77ZM128 76H129V75H128ZM128 76H127V80H128ZM154 76H155V75H154ZM198 76H199V74H198ZM198 76H197V78H199ZM200 76H201V75H200ZM204 76H205V75H204ZM206 76H205V77H206ZM218 76H220V75L218 74ZM240 76H241V74H240ZM102 77H101V78H102ZM131 77L134 78L133 75H132ZM150 77H151V76H150ZM184 77H185V76H184ZM184 77H183V78H184ZM190 77H191V76H190ZM190 77L188 76V79H192V78H190ZM209 77L212 78V77H214V76L212 75V77H211V76L209 75ZM229 77H230V76H229ZM250 77H252L253 79L251 78L252 80H250ZM257 77H258V76H257ZM123 78H125V77L123 76ZM157 78H158V76H157ZM157 78H156V79H157ZM180 78L182 79V76H181ZM201 78H202V76H201ZM201 78H199V79H201ZM203 78H204V77H203ZM203 78H202V79H203ZM206 78H208V76H207ZM227 78H228V76H227ZM235 78H237V76H236ZM240 78H241V77H240ZM86 79H87V78H85V81H87V82H86V85L89 83L88 80H89V81L91 80V82H92V81L94 82V79H88V80H86ZM95 79H96V78H95ZM176 79H177V77H176ZM194 79H195V78H194ZM194 79H192L193 82H191V80H190V82L192 83L193 86H194V84L196 83L197 86L195 85V86L193 87V86L189 83V87H193V88H195L196 90L193 89V88H192L193 90H191V88H190V92H191V91H197V92H198V90H197V87H198L200 93H199V92H198V93H195V94H197V95H196L197 97H198L199 94H201V93H202L201 96H203V98H204V97L208 98L209 96H211V95H209V93H208V95H207V92H208L209 88L212 89V88L214 87V85H213V87H212V86H211V87H210V86L207 87V86H205V84L202 83V81H201L202 79H201V80L199 81L200 85H204V86H203V87H204V90H205L206 88H208V89L205 90L206 93L204 92V94H203V92L200 91V89L203 90V88H201V86H200V85L198 84V82H197L199 79H198V80L195 79L196 81H195ZM204 79H205V78H204ZM208 79H209V78H208ZM231 79L234 81V77H233V76L231 77ZM231 79H229V80H231ZM237 79H238V78H237ZM246 79H244L243 82L246 81ZM258 79H259V78H258ZM258 79H257V80H258ZM67 80H68V79H67ZM83 80H84V77H83L82 80H81L82 83H84ZM127 80H126V81H127ZM210 80H211V79H210ZM217 80H218V79H217ZM238 80H239V79H238ZM254 80H253V81H254ZM2 81H3V80H2ZM12 81H13V80H12ZM102 81H103V80H102ZM102 81H101V82L99 81V82L102 83ZM108 81H109V79H108ZM123 81L126 83V81L122 79V82H123ZM211 81H215V78H213ZM233 81H229V82H232V83H233ZM253 81H252V82H253ZM260 81H262V80H260ZM122 82H120V85H121ZM124 82H123V84H125ZM180 82H181V81H180ZM188 82H189V81H187V82L185 83L186 86H187ZM194 82H195V83H194ZM234 82H236V80H235ZM254 82H256V81H254ZM17 83H19V82H17ZM17 83H16V84H17ZM53 83H55V82H53ZM79 83H80V81H79ZM82 83H81V84H82ZM116 83H117V82H116ZM134 83H135V82H134ZM134 83H133V84H134ZM213 83L215 84V82H213ZM226 83H228V82H226ZM236 83H239V81L236 82ZM248 83L246 82V85H247ZM20 84H21V83H20ZM111 84H112V83H111ZM181 84H182V83H181ZM233 84H234V85H233ZM233 84H232L233 87H232L231 85H229V84H228V85L226 84V85L224 86L225 88H223V89H224V91H226L227 96H229V95H230V96H233V95H234V96L231 97V98H230V96H229V99H230L229 101H232V100H233V102H235L234 99H237V100H238V97H239V96H238V97L236 98L235 94H236V92H237V90H238V87H239L238 85H240L241 83H239L238 85L236 84L238 87H234V86H235V83H233ZM263 84H264V80H263ZM84 85H85V84H84ZM117 85H118V84H117ZM120 85H119V87H120ZM182 85H183V84H182ZM182 85H181V86H182ZM210 85H211V84H210ZM219 85H220V84H219ZM250 85H251V83H250L249 85H247V86L250 87ZM260 85H262V82H261ZM260 85H259V86H260ZM11 86H12V84H11ZM115 86H116V85H115ZM133 86H134V85H133ZM167 86H168V85H167ZM167 86H166V91H165V92L168 93V94H170L169 96H170L171 98H173V95H174L175 98L173 99V101L176 100V102H178V101H177L178 99H179V101L182 100L181 97H182L183 94H184V95H183V98L185 97L184 100H186L187 98H188L189 100H191V99H190L191 97H189V95H191V94H190L189 92H188L189 94H188V93L185 94V93H184V90H183V93H181V92H182V88H181L180 86H179V87L181 88V90L179 89V90H180V93L178 92V93H179V96L177 95V93H176V94H175L174 92H173V93H170L172 90L169 89V91H168ZM221 86H222V83H221ZM226 86H228V87L230 86L229 89H228V91H230L231 94H232V91H231V90H233V88H234V89L236 88L237 90H236V91L234 90V91H235V92H234L235 94L231 95L229 92L227 93V90H225V89L228 88V87H226ZM240 86H241V85H240ZM247 86H244V87H247ZM9 87H10V86H9ZM9 87H8V88H9ZM12 87H13V86H12ZM119 87H118V88H119ZM121 87H122V86H121ZM205 87H206V88H205ZM231 87H232V89H231ZM249 87L244 88V89H246V91H248V88H249ZM254 87H256V86H254ZM263 87H264V85H263ZM16 88H17V87H16ZM134 88H135V87H134ZM138 88H139V87H138ZM162 88L164 89V86H163ZM169 88H170V86H169ZM187 88H188V87H187ZM242 88H243V85H242ZM250 88H251V87H250ZM10 89H11V88H10ZM120 89H121V88H120ZM171 89H172V88H171ZM211 89H210V91L212 92ZM218 89H219V88H218ZM221 89H222V88H221ZM223 89H222V90L219 89V90L222 92V93H221L222 96L225 95V94H223ZM244 89H243V90H244ZM261 89H262V88H261ZM263 89H264V88H263ZM0 90H1V89H0ZM72 90H73V89H72ZM72 90H71V91H72ZM137 90H139V89H137ZM177 90H178V89H177ZM179 90H178V91H179ZM215 90H217V89H216V86H215ZM240 90H241V92L243 93L241 87H240ZM240 90H239V92H240ZM2 91H3V90H2ZM4 91H5V90H4ZM4 91H3V92H4ZM91 91H92V90H90V92H91ZM126 91H127V90H126ZM130 91H131V90H130ZM217 91H218V90H217ZM252 91H254V90H252ZM259 91H260V93H259ZM259 91H257L258 93L256 94V93H255L256 90H255V92H254L255 95H254L253 92H251V89H250V90L247 92V93L249 94V96H247V99H249L250 101H252V103H253V100L256 99V100H254V102H255V101L257 102V99L259 100V99L262 98L261 96H260L261 98H259V97H257V96H259V94L262 95L264 90H263V91H262V90H259ZM261 91H262V93H261ZM0 92H1V91H0ZM73 92H74V91H72V93H73ZM88 92H89V91H88ZM93 92H94V91H93ZM218 92H219V91H218ZM218 92H217V94H218ZM193 93H194V92H193ZM237 93H238V92H237ZM250 93H252L253 95L250 94ZM127 94H129V92H128ZM181 94H182V95H181ZM210 94H211V93H210ZM212 94H214V91L212 92ZM219 94H220V92H219ZM248 94H246V95H248ZM84 95H86V96L88 95L87 97H88L89 99H90V97L92 96V95H90V97H89V94H84ZM118 95H119V94L116 92V90H115L114 87H112L111 85L107 86V87L103 90V92H102V94H101V98L99 99V102H98V105H99L98 108H99L100 113L103 114V115H105V114H115V115H119V116H122V117H129V118H133V119L136 118V115H137V114H136V103H135V101L133 100V99H134V97H133L134 94L131 95L130 97H124V95H121V96H118ZM129 95H130V94H129ZM129 95H128V96H129ZM175 95H176V96H175ZM205 95H207V96H205ZM221 95H219V97H221ZM236 95H237V94H236ZM246 95H244V97H243V99H242L243 101H244V100L248 101V100L246 99ZM11 96H13V95H11ZM39 96H40V95H39ZM82 96H83V95H82ZM94 96H97V95H93L92 97H94ZM177 96H178V97H177ZM191 96H192V95H191ZM196 96H194V97L196 98ZM213 96H214V95H213ZM213 96H212V98H213ZM217 96H218V95H217ZM83 97H84V96H83ZM83 97H82V98H83ZM92 97H91V98H92ZM164 97H165V96H164ZM199 97H200V96H199ZM214 97H215V96H214ZM225 97H226V96H224V97H222V98H225ZM234 97H235V98H234ZM9 98H10V97H9ZM19 98H20V97H19ZM85 98H86V97H85ZM117 98H118V99H117ZM167 98H169V97H167ZM176 98H177V99H176ZM180 98H181V99H180ZM203 98H202V97L200 98V99H201V102H202L203 104H202L200 101H199V102L201 103V104H200L201 106H204V107H205V106H206V105H205V102L208 101V99L202 101ZM206 98H204V99H206ZM210 98H211V97H210ZM212 98H211V100H212ZM232 98H233V99H232ZM241 98H242V97H241ZM11 99H12V98H11ZM94 99H95V98H94ZM226 99H227V98H226ZM12 100H13V99H12ZM192 100H193V99H192ZM214 100L216 101V97H215V99L213 98L212 101H214ZM220 100H221V99H220ZM220 100H219V101L217 100V102L220 103V102H221ZM237 100H236V103H234V104H231V103H233V102H230V103L228 102V105L231 104V106H232V105L234 106L235 104H237V106H238ZM263 100H264V99H263ZM74 101H75V100H74ZM154 101H155V100H154ZM156 101H157V100H156ZM186 101H187V100H186ZM209 101H210V100H209ZM224 101H225V100H224ZM238 101H241V99L238 100ZM243 101H242V102H243ZM246 101H244V102H246ZM250 101H249V103L247 102L246 105H248V104H251V105H252V103H251ZM158 102H159V101H158ZM163 102H164V101H163ZM163 102H161V103H163ZM174 102H175V101H174ZM184 102H185V101H184ZM184 102H182V103H184ZM188 102H189V101H188ZM188 102H187V104H184V107H185L186 109L188 108V109H187V110H188V113H187V114H189V111H190L189 107L191 106V105H189V107H188V104L190 103V102H189V103H188ZM217 102H216V103H217ZM244 102H243V103H244ZM256 102H255V104L253 103L254 105H252V107L255 106V105L258 103V102H257V103H256ZM12 103H13V101H12ZM164 103H166V101H165ZM164 103H163V104H164ZM179 103H181V101H180ZM185 103H186V102H185ZM191 103H192V101H191ZM191 103H190V104H191ZM196 103H197V102H196ZM218 103H217V104H218ZM192 104H193V103H192ZM194 104H195V103H194ZM197 104H198V107H199V103H197ZM211 104H212V102H211ZM0 105H1V104H0ZM59 105H60V104H59ZM165 105H166V104H165ZM176 105H177V104H176ZM176 105H175V106H176ZM182 105H183V104H182ZM185 105H186L187 107H186ZM214 105H215V104H214ZM214 105H213V106H214ZM222 105H224V104H222ZM226 105H227V103H226ZM251 105H250V106H251ZM259 105H260V104H259ZM262 105H263V104H262ZM262 105H260V107H261ZM169 106H171V105H169ZM196 106H197V105H196ZM213 106H212V108H213L214 111L211 110V109H212V108H211V105H210V107H209V102H208V109L210 108L209 111L211 112L210 115H209V113L207 112V111H208L207 108H205L207 111H206L205 109H203V108H202V109H203L202 111H204V110L206 111V114H208V118H209V119H210V117L214 116V114H217V115H215L216 118H215V117H213V118H215V120H217V121H215L216 123L220 124V123L222 122V119H223V118L227 119V118L225 117V115H228L229 112H228V114H227V112H226V108H225V111L223 110L222 112H220V111H221L222 109H224V108H222V109L220 108V110L217 109V110L219 111V112H218L217 110L214 109ZM219 106H220V105H219ZM240 106H241V104H240ZM250 106H249V107H250ZM1 107H2V106H1ZM167 107H168V105H167ZM181 107H182V106H181ZM198 107H197L198 112H200V114H202L201 111H200L201 108H198ZM226 107H227V106H226ZM229 107H230V106H229ZM249 107L247 106V110H248V112H249ZM255 107H256V109L259 108L258 106H255ZM262 107H263V106H262ZM2 108L4 109V106H3ZM53 108L55 109V107H53ZM53 108H51V109H53ZM56 108H57V107H56ZM174 108H175V107H174ZM174 108H173V109H174ZM182 108H183V107H182ZM185 108H184V110L187 111ZM190 108H191V107H190ZM194 108L196 109L195 106H194ZM217 108H218V107H217ZM234 108L236 109L235 106H234ZM238 108H239V107H238ZM250 108H251V107H250ZM5 109H7V108L5 107ZM5 109H4V110H5ZM40 109H41V108H40ZM47 109H48V108H47ZM51 109H50V110L48 109L47 111L45 110V114H46V112H48V111H49V112L52 111ZM54 109H53V110H54ZM168 109L171 110V107H170V108H167L166 110H168ZM195 109H194V110H195ZM197 109H196V110H197ZM240 109H241V107H240ZM4 110H3V111H4ZM60 110H61V109H60ZM163 110H165V109H163ZM194 110H192V112H193ZM228 110H229V109H228ZM228 110H227V111H228ZM233 110H234V109H233ZM238 110H239V109H238ZM238 110H237V111H238ZM247 110H243V111H246V113H248ZM250 110H251V109H250ZM253 110H254V111H257V110H255L254 107L252 108V111H253ZM259 110H261V109H259ZM8 111H11V110L8 109ZM8 111H7V112H8ZM38 111H39V110H38ZM41 111H42V110H41ZM54 111H55V110H54ZM56 111H57V110H56ZM159 111H160V109H159ZM168 111H169V110H168ZM181 111H183V110H181ZM205 111H204V112H205ZM254 111H253V113H255ZM160 112H161V111H160ZM169 112H170V111H169ZM172 112H174V111H172ZM175 112H176V111H175ZM178 112H179V111H178ZM195 112H196V111H195ZM204 112H203V114H204ZM212 112H215V113L212 114ZM216 112H217V113H216ZM235 112H236V111H235ZM260 112L263 113V111H260ZM4 113H6V110H5ZM8 113H9V112H8ZM53 113H55V112H53ZM68 113H69V112H68ZM71 113H72V112H71ZM158 113H159V112H158ZM167 113H168V112H167ZM196 113H197V112H196ZM218 113H220V114H218ZM224 113H225V114H224ZM238 113L242 114L243 112L238 111ZM238 113H237V114H238ZM250 113H251V112H250ZM258 113H259V112H258ZM148 114H149V113H148ZM159 114H160V113H159ZM163 114H165V113H163ZM183 114H184V112H183ZM200 114H199V115H200ZM203 114H202V115H203ZM211 114H212V116H211ZM222 114H224V117H223ZM231 114H232V113H230L229 115H231ZM234 114H235V113H234ZM255 114H256V113H255ZM46 115H49V114H46ZM52 115H54V114H52ZM154 115H155V114H154ZM173 115H174V113H173ZM191 115H192V113H191ZM194 115H195V114H194ZM204 115H205V114H204ZM204 115H203V117H205ZM246 115H247V114H246ZM251 115H252V114H251ZM251 115H250V116H251ZM260 115H261V114H260ZM8 116H9V114H8ZM49 116H50V115H49ZM49 116H48V117H49ZM161 116H162V115H161ZM185 116H186V115H185ZM209 116H210V117H209ZM241 116H242V115H241ZM250 116H248V117H250ZM253 116H254V115H252L251 119L253 118ZM258 116H259V115H258ZM44 117L46 118V116H44ZM57 117H58V116H57ZM153 117H154V116H153ZM156 117H158V116H156ZM156 117H155V120H157ZM171 117H172V115H171ZM180 117H182V116H180ZM188 117H189V116H188ZM190 117H192V116H190ZM196 117H197V116H196ZM196 117H195V118H196ZM227 117H228V116H227ZM234 117H235V115H234ZM234 117H233V118H234ZM260 117H261V116H260ZM10 118H11V117H10ZM49 118H51V117H49ZM55 118H56V117H55ZM148 118H150V117H148ZM184 118H186V117H184ZM231 118H232V117H231ZM235 118H236V117H235ZM240 118H241V117H240ZM243 118H244V114H243ZM256 118H257V116H256ZM261 118H262V117H261ZM7 119H9V117H8ZM150 119H151V118H150ZM175 119H176V118H175ZM182 119H183V118H182ZM191 119H192V118H191ZM198 119H199V118H198ZM238 119H239V115H238ZM246 119H247V118H246ZM248 119H249V118H248ZM10 120H11V119H10ZM169 120H172V119L170 118ZM185 120H186V119H185ZM200 120H202V118H201ZM207 120H208V119H207ZM210 120H211L212 123H213V119H210ZM260 120H261V119H260ZM5 121H6V120H5ZM5 121H4V122H5ZM48 121L50 122V120H48ZM161 121H162V120H161ZM179 121H180V120H179ZM181 121H182V120H181ZM187 121H188V120H187ZM189 121H190V119H189ZM189 121H188V124H189ZM202 121H205V120H202ZM211 121H210V122H211ZM228 121H229V118H228ZM236 121H237V120H236ZM4 122H3V123H4ZM10 122H12V121H9V120L6 121L7 124H10V125H11ZM153 122H154V121H153ZM153 122H152V121H151V122H148V124H149V123H152V124H153V127H151V126L149 127V125H151V124H149V125H148V128H149V129H148V128H147V129H144L145 127L143 128L145 131H149V132H150V133L148 132L149 135H147L148 133L146 132V135H147V137H149L150 135H151L150 137H153V139L151 138V141H153V140L156 139L157 133L159 132V131L154 130V129H156V127H155L156 125H154V123L156 124V122H154V123H153ZM175 122H176V123H173V122H171V123H173V124H177V121H175ZM183 122H184V121H183ZM208 122H209V121H208ZM215 122H214V123H215ZM223 122H224V121H223ZM225 122H226V121H225ZM225 122H224V123H225ZM230 122H231V120H230ZM240 122H241V121H240ZM249 122H253V121H249ZM84 123H86V122H84ZM178 123H179V122H178ZM181 123H182V122H180V124H181ZM184 123H185V122H184ZM184 123H183V125L185 126L186 123H185V124H184ZM192 123H194V122H192ZM206 123H207V122H206ZM212 123H210L211 125L207 123L208 128H209V125H210V126L213 125ZM224 123H222V125H223ZM232 123H233V122H232ZM237 123H238V122H237ZM246 123H248V122H246ZM254 123H256V122H254ZM254 123L252 124L253 126L255 125ZM4 124H5V123H4ZM233 124H234V123H233ZM235 124H236V123H235ZM250 124H251V123H249L248 125H250ZM12 125H13V123H12ZM20 125H21V124H20ZM20 125L17 124V127L20 126ZM171 125H172V124H171ZM183 125H182V126H183ZM196 125H197V124H196ZM198 125H200V126H201V125H204V127L206 126V124H204V123H202V124L199 123ZM238 125H239V124H237V126H238ZM252 125H251V129L253 128ZM2 126H5V125H2ZM22 126H23V125H22ZM102 126H103V125H102ZM173 126H174V125H173ZM193 126L195 127L194 124L192 125V127H193ZM213 126H214V125H213ZM213 126H212V127H213ZM226 126H227V124H226V125L224 124V127H226ZM234 126H235V125H234ZM15 127H16V126H15ZM15 127H14V128H15ZM179 127H180V126H179ZM188 127H189V128H187V127L185 128V127H184V129H181V128H178V129H179L180 131L183 130L182 132H184V133H186V131H187V133H186L185 135H188L189 129L191 128L189 125H188ZM198 127H199V126H198ZM212 127H211V128H212ZM214 127H216V126H214ZM239 127H242V125H241V126L239 125ZM249 127H250V126H249ZM255 127H257V126H254V128H255ZM20 128H21V126H20ZM22 128H24V127H22ZM22 128H21V129H22ZM137 128H138V127H137ZM137 128H136V129H137ZM150 128L152 129V132H151V129H150ZM153 128H154V129H153ZM182 128H183V127H182ZM201 128H203V127L201 126ZM201 128H200L199 131L202 132L203 130H202ZM246 128H248V126H246ZM254 128H253L252 130L250 129V132H251L250 134H252V132H254V131H253ZM0 129H1V126H0ZM8 129H9V128L6 127V129H4V130L6 131V130H8ZM17 129H19V128H17ZM21 129H20V131H22ZM141 129H142V128H141ZM195 129H196V128H195ZM198 129H199V128H198ZM203 129H207V128H203ZM209 129H210V128H209ZM241 129H242V128H241ZM4 130H3V131H4ZM23 130H24V129H23ZM117 130H118V129H117ZM176 130H177V129H176ZM184 130H185V131H184ZM223 130H224V129H223ZM223 130H222V133H223ZM225 130H226V131H225V134H222V135H224L225 138L227 137L226 139H228L230 142H232V145L234 144V145L238 146V147L240 148V150H241L240 153H243V152H244V154H247V159L250 158L251 161H258V160H261L259 153H258L257 150L254 148V145L252 144V142H251L249 139L245 138V137H244L242 134H240L239 132H236V131H234V130H232V129H228V127H226ZM236 130L238 131V129H236ZM5 131H4V132H5ZM24 131H26V130H24ZM24 131H23V132H24ZM153 131H154L156 134H154ZM177 131H178V130H177ZM190 131L192 132L193 130L191 129ZM206 131H207V130H206ZM243 131H246V132H247V130H244V128H243ZM140 132H142V130H141ZM140 132H139V133H140ZM175 132H176V131H175ZM182 132H179V133H182ZM191 132H189V133L191 134ZM197 132H198V131H197ZM207 132H208V131H207ZM209 132H210V131H209ZM218 132H219V129H218ZM220 132H221V131H220ZM151 133L153 134V136H152ZM161 133H162V130H160V133H158V137H159V135H160ZM192 133H195V130H194V132H192ZM198 133H199V132H198ZM198 133H196V134L198 135ZM214 133H215V132H214ZM248 133H249V131H248ZM0 134H1V133H0ZM182 134H183V133H182ZM201 134H202V133H200L199 136H201ZM205 134H206V133L202 134V136L204 135V136L206 137ZM2 135H3V134H2ZM4 135H6V133H5ZM134 135H135V134H134ZM154 135H155V136H154ZM177 135H178V134H177ZM191 135H192V134H191ZM216 135H217V133H216ZM219 135H220V134H219ZM252 135H253V134H252ZM117 136H118V135H117ZM188 136H189V135H188ZM207 136H208V137H211L212 135H209V133H208ZM224 136H222V137H224ZM7 137H8V136H7ZM31 137H32V136H31ZM125 137H126V136H125ZM150 137H149V138H150ZM158 137H157V139H158ZM179 137H180V136H179ZM205 137L203 138V140H206ZM208 137H206V138L208 139ZM212 137H213V136H212ZM212 137H211L210 139H213L212 141H213L214 144H212V145H213L214 147H216L215 145H216L217 143L220 144V142H221V143L223 144L222 141H223L224 139H223V140L219 139L221 136H220V137L218 136L219 138H217V137H213V138H212ZM255 137H256V135H255ZM10 138H11V137H10ZM118 138H121V136H120V137L118 136ZM123 138H124V137L122 136V139H123ZM138 138H139V137H138ZM149 138H148V139H149ZM182 138H184V136H183ZM182 138H179V139L182 140ZM197 138H201V137H198V136H197ZM214 138H215V139L217 138L220 142H217V141H216L217 139L215 140ZM11 139H12V141H13L15 138L13 137V138H11ZM32 139H34V138H32ZM32 139H31V141H32ZM60 139H61V138H60ZM116 139H117V138H116ZM126 139H127V138H126ZM130 139H131V138H130ZM157 139H156V140H157ZM159 139H160V138H159ZM159 139H158V140H159ZM185 139H186V137H185ZM201 139H202V138H201ZM226 139H225V140H226ZM262 139H263V138H262ZM160 140H161V139H160ZM15 141H17V139H16ZM34 141H35V139H34ZM37 141H38V140H36L35 143H37ZM137 141H138V139H137ZM149 141H150V140H149ZM161 141H162V140H161ZM199 141H200V143H202L201 140H199ZM199 141H198V142H199ZM147 142H148V141H147ZM164 142H165V141H164ZM183 142H184V141H183ZM190 142H192V141H190ZM193 142H194V140H193ZM193 142H192V143H193ZM205 142H206V141H205ZM205 142H204V143H205ZM31 143H32V142H31ZM157 143H158V141H157ZM188 143H189V142H188ZM188 143H183V145H185V144L187 145ZM194 143H195V142H194ZM209 143H211V142L208 140V144H209ZM215 143H216V144H215ZM224 143H225V142H224ZM159 144H160V143H159ZM159 144H158V146H159ZM178 144H179V143H176L177 146H178ZM218 144H217V146H218ZM45 145H46V144H45ZM170 145H171V144H170ZM172 145H173V144H172ZM174 145H175V144H174ZM176 145H175V146H176ZM186 145H185V146H186ZM189 145H190V143H189ZM202 145H203V144H202ZM212 145H211V147H213ZM62 146H63V145H62ZM175 146H174V147H175ZM179 146H180V145H179ZM187 146H188V145H187ZM207 146H208V145H207ZM169 147H170V146H169ZM180 147H181V146H180ZM204 147H205V145H204ZM209 147H210V146H209ZM211 147H210V149H211ZM234 147H235V146H234ZM34 148H35V147H34ZM34 148H32V149H34ZM39 148H40V147H39ZM126 148H127V147H126ZM126 148H125V149H126ZM132 148H133V147H132ZM163 148H164V151L167 152V151L165 150V147H162V149L160 148V150H162L161 153H164V155H165V152L163 151ZM171 148H172V147H171ZM185 148H186V147H185ZM221 148H222V147H220V148H217V147H216V149H214V148H212V149H213V150H217V149H218L217 151L220 150V153L217 152V154L219 153V155H221V152L224 153V154H226ZM41 149H42V147H41ZM67 149H68V148H67ZM128 149H129V148H128ZM158 149H159V148H158ZM178 149H179V148H178ZM212 149H211V150H212ZM37 150H38V149H37ZM62 150H63V149H62ZM172 150H174V149H172ZM176 150H177V149H175L174 152H175ZM213 150H212V151H213ZM263 150H264V149H263ZM34 151H35V149H34ZM48 151H49V150H48ZM121 151H122V149H121ZM185 151H186V150H185ZM189 151H190V150H189ZM201 151L204 152V149H203V150L201 149ZM201 151H199V152L201 153ZM212 151H211V152H212ZM236 151H239V150H236ZM242 151H243V152H242ZM35 152H36V151H35ZM68 152H69V151H68ZM68 152H67V153H68ZM82 152H83V151H82ZM85 152H86V151H85ZM122 152H123V151H122ZM122 152H121V154H123ZM172 152H173V151L170 150V153H172ZM190 152H191V151H190ZM206 152H207V150H206ZM208 152H209V151H208ZM234 152H235V151H233V154H234ZM260 152H261V151H260ZM36 153H37V152H36ZM36 153H35V154H36ZM39 153H41V152H39ZM43 153H44V152H43ZM48 153H49V152H48ZM168 153H169V152H167L166 155H167V157L169 158V154H168ZM184 153H185V152H184ZM184 153H183V154H184ZM186 153H187V154H192V153H189V152H186ZM195 153H196V152H195ZM231 153H232V151H231ZM231 153H230V154H231ZM46 154H47V153H46ZM196 154H197V153H196ZM209 154H210V153H209ZM213 154H214V153H213ZM224 154H223V155H224ZM233 154H232V155H233ZM43 155H44V154H43ZM48 155H49V154H48ZM48 155H47V156H48ZM65 155H66V154H65ZM162 155H163V154H162ZM164 155L162 156L163 159H164V157H165ZM170 155H171V154H170ZM198 155H200V154L198 153ZM203 155H204V154H203ZM210 155H211V154H210ZM219 155H218V156H219ZM223 155H221V156H223ZM38 156H39V155H38ZM45 156H46V155H45ZM60 156H61V155H60ZM70 156H71V155H70ZM156 156H157V155H156ZM156 156H155V157H156ZM172 156H174V155L172 154ZM201 156H202V154H201ZM206 156H207V153H206ZM206 156H205V157H206ZM1 157H2L3 159H5L9 164L14 165L15 168H17V169L20 171V173H22V174H20V175H17V176L15 175V176H16V178H17V181L20 182V183H22L23 186H26V187H27V186L29 185L28 180L30 181L31 178H32V179H33V178H36V175H37L38 169L34 166V163H33V162L31 161V159H30V153L28 152V148L25 147V145H24L22 142H19V141H18V142H16V143H14L9 149H5V150L2 152ZM1 157H0V158H1ZM39 157H40V156H39ZM51 157H52V156H50V158H51ZM155 157H154V158H155ZM167 157H166V158H167ZM178 157H179V156H178ZM183 157H184V156H183ZM183 157L181 156L182 159L178 158V160H177V158H176L175 161H172V162H170L169 164H167V165L163 168V172H165V173H170V174H174V175H179V176L183 179V184H182L181 187L179 188V190H180L181 193H182V199H183V203H184V211L181 212V213L184 214V215H187V216H190V217H193V218L199 219V220L203 221L204 223H205V222H209V223H211L212 221H214V219H216V214H215V212H214V209H212V207H210V203H209V201H208V198L205 197V196H204V197L202 196V193H201V192H202V188H203V186H205V180L207 181V177H208L209 181L212 180V181H214V182H215V181L218 182L219 180L221 181V179H219V177H220V178H223V177H222V176H218L219 172H218V173H217V172H214V173H211V172H210V173L212 174V176H211V174H209V173H205V172H201V173H203V174H200V175H199V174H196V176H192V170L195 169V165L192 164V162H188V161H186L185 159H183ZM208 157H209V156H208ZM210 157H211V156H210ZM210 157H209V158H210ZM232 157L234 158V156H232ZM47 158H49V157H46L44 160H46ZM58 158H59V157H58ZM58 158H57V159H58ZM65 158H66V157H65ZM154 158H153V159H154ZM215 158H217V156H215ZM236 158H237V161H240V160H238L239 157H236ZM40 159H41V158H40ZM153 159H152V160H153ZM158 159H159V158H158ZM202 159H203V158H202ZM202 159H201V160H202ZM219 159H220V158H219ZM53 160H55V159H53ZM53 160H52V162H53ZM124 160H125V159H124ZM201 160H200V161H201ZM220 160H221V159H220ZM234 160H235V159H234ZM41 161H42V160H41ZM46 161L49 162V160H46ZM55 161H56V160H55ZM126 161H128V160H126ZM235 161H236V160H235ZM57 162H58V161H57ZM57 162H56V164H57ZM89 162H90V161H89ZM168 162H169V161H168ZM193 162H194V161H193ZM42 163H43V162H42ZM44 163H45V162H44ZM58 163H59V162H58ZM60 163H61V162H60ZM60 163H59V164H60ZM143 163H144V162H143ZM219 163H220V162H219ZM225 163H226V162H225ZM48 164H49V163H48ZM56 164L51 163V164H49V165H51V166L54 165V166H55ZM63 164H64V163H63ZM67 164H68V163H66V165H67ZM70 164H71V163H70ZM91 164H92V167H91V168H93V163H91ZM91 164H90V165H91ZM132 164H133V163H132ZM136 164H137V163H136ZM203 164H204V163H203ZM212 164H213V163H212ZM239 164H240V163L238 162V164H236L235 167L237 168V166H239ZM49 165H48V166H49ZM84 165H85V164H84ZM90 165H88V166L90 167ZM134 165H135V164H133L132 166H134ZM142 165H143V164H140V166L137 165V168H138V167H142ZM147 165L149 166V164H147ZM147 165H146V167L144 166L145 168L142 167V170L146 169V168L148 167ZM208 165H209V164H208ZM215 165H216V164H215ZM225 165H226V164H225ZM46 166H47V164H46ZM54 166H53V168H54ZM86 166H87V164H86ZM213 166H214V164H213ZM217 166H218V165H217ZM219 166H220V165H219ZM219 166H218V167H219ZM59 167H60L59 165L55 166L56 170H57ZM135 167H136V166H135ZM149 167H151V166H149ZM203 167H205V164L203 165ZM47 168H49V167H47ZM117 168H118V167H117ZM143 168H144V169H143ZM221 168H222V167H220V169L218 168V169L215 170V171H219V170H220L221 172L227 171V170H226L227 168H226L225 166H224V170H223V168H222V170H221ZM66 169H67V168H66ZM89 169H90V168H89ZM139 169H140V168H139ZM238 169H240V170L237 171L238 173H240V174H242V175H244V176H245V175H248V174L246 173L247 170L249 171L248 168H243V169H246V171L243 170L242 168H238ZM7 170H8V169H6L5 171H6V173H7V172L9 173V174H8V175H9L8 177H10L12 174H11V172H9V171H7ZM49 170H50L49 172H52V171H53V172H55V173L49 175L50 178H49L48 183H49V184L51 183L52 186H53V185L56 186V184H57V182H58V180H59V178H60L59 175H62L65 171H63V173L59 174L60 172H57V173H56V170H53V169H52V171H51V167H50ZM58 170H59V169H58ZM58 170H57V171H58ZM64 170H65V169H64ZM71 170H72V169H71ZM117 170H118V169H117ZM211 170H214V167H211ZM261 170H262V169H261ZM3 171H4V170H3ZM3 171H2V172H3ZM5 171H4V172H5ZM66 171H68V170H66ZM69 171H70V169H69ZM87 171H88V170H87ZM144 171H145V170H144ZM240 171L243 172V173H241ZM0 172H1V171H0ZM46 172H47V171H46ZM46 172H45V173H46ZM49 172H48V173H49ZM61 172H62V171H61ZM115 172H118V171H115ZM259 172H260V171H259ZM12 173H13V172H12ZM85 173H86V172H85ZM88 173H89V172H88ZM216 173H217V174H216ZM2 174H4V173H2ZM57 174H58V180H57V176H56ZM65 174H66V173H65ZM118 174H119V173H118ZM122 174H125V173H122ZM220 174H222V173H220ZM220 174H219V175H220ZM6 175H7V174H6ZM66 175H67V174H66ZM69 175H70V174H69ZM223 175H224V174H223ZM12 176H13V175H12ZM12 176H11V177H12ZM15 176H14V177H15ZM163 176H164V175H163ZM45 177H48V176H46V174H45ZM55 177H56V180H57V181L54 180ZM117 177H118V176H117ZM133 177H134V176H133ZM177 177H178V176H177ZM201 177H202V178H201ZM16 178H15V180H16ZM52 178H53V180H52ZM13 179H14V178H13ZM44 179H45V178H44ZM66 179H67V177H66ZM66 179H65V180H66ZM175 179H176V178H175ZM249 179H250V178H249ZM62 180H63V179H62ZM62 180H61V181H62ZM72 180H73V179H72ZM180 180H181V179H180ZM245 180H247V179H245ZM1 181H2V180L0 179V193L3 192L4 190H7V191H5V192L7 193V192H8V188H6V186H4V185L2 184L3 182H1ZM54 181H56V182H55L56 184L53 183ZM119 181H120V180H119ZM171 181H173V180H171ZM209 181H208V182H209ZM220 181H219V182H220ZM45 182H46V181H45ZM45 182H44V183H45ZM66 182H67V181H66ZM174 182H175V181H174ZM176 182H178V181H176ZM180 182H181V181H180ZM40 183H41V182H40ZM52 183H53V184H52ZM248 183H249V182H248ZM248 183H247V182H246V183L244 182V184H245L246 186L248 185ZM174 184H175V183H174ZM210 184H211V183H210ZM249 184H250V183H249ZM41 185H42V184H41ZM43 185H44V184H43ZM7 186H9V185H7ZM216 186H217V185H216ZM246 186H244V187H246ZM249 186L251 187V185H249ZM9 187H10V186H9ZM41 187H43V186H41ZM225 187H226V186H225ZM228 187H229V185H228ZM244 187H243V188H244ZM250 187H248V188L246 187V188H244V190H242V188H241L240 191L242 190V191H244V192H242V191H241V192L238 191L240 194H237V197H238V196H241V198L243 199L242 201H243V203H244V206L247 205V206H246L247 208L244 209V210H246V211L243 210V211H244V214H243V215H244V217H246V218H244V222H243L242 226L240 227L241 229L238 230V232L240 231L239 234L241 235V237H242V238H245V239H243V240H245V241H243V242H245V243H244V246H245V252H246V254H247V257L242 261V263L244 262V264H257V263L260 264V262H259V260H258L259 257H255V256H257L256 254L261 253V252L259 251L260 249L258 250L259 245L257 246V243H256V241H257L256 239H257V238H256L255 236H257V234H256V231H257V230H258L257 232H260V230L262 231V230H264V228H259L260 230L257 229V223H258V220H257V222H256L255 219H254V217L256 216L257 212H256V214H253V211H252V210L255 209V210H254V213H255V211L258 210V209H257V206H258L257 204H258V203L256 202V201H257V200H256L257 198L254 197V196H251L252 198H251L250 196H249L250 198H249V197L247 198V196H248V191H247V190H248ZM38 188H39V187H38ZM69 188H70V187H69ZM154 188H155V187H154ZM23 189H24V188H23ZM29 189H30V188H28V189H24L25 191L27 190L26 192L23 190L25 193H24V194L22 193L23 195H22V197L20 198L19 202L16 201V200L14 201L12 197H10V199L8 200L6 197L0 195V211H1V212H0V224H2V222H4V221H5V223H6V221H7V223L9 224V225H8V224L6 225L7 227H5L4 224H3V225H0V231H1V229L5 230V231H7V230L9 229V231H10V230L12 229V227H14L13 230L17 229V230H20V231H22V230L24 231L25 229H22V228L20 229L19 227H16L15 224H17V226H18L20 223H22V224H24V225H22V224H21V225H22V226H25V225H26L27 228H26V226H25L24 228L28 229V227L31 226L33 223H35V221L38 222V221L36 220V217H37L36 214H34V212H33V211H30L31 209H29V207H30L31 205L28 206V203H27V202L29 201V200H28L29 198H27V197L30 196V198H32V195H33V194L31 193V192H32V189H30L31 191H28ZM44 189H46L45 186H44ZM157 189H158V188H157ZM226 189H227V187H226ZM226 189H225V190H226ZM10 190H11V189H10ZM10 190H9V193L12 192V191L10 192ZM33 190H34V189H33ZM36 190H37V187H36ZM47 190H50V188L47 189ZM34 191H35V190H34ZM38 191H39V190H38ZM45 191H46V190H45ZM58 191H59V190H58ZM89 191H90V190H89ZM156 191H157V190H156ZM250 191H251V190H250ZM20 192H21V191H20ZM35 192L37 193V191H35ZM47 192H48V191H47ZM47 192H45V193L47 194ZM224 192H225V191H224ZM229 192L231 193V196H232L231 198H234V197L236 196V195L234 194V192H231V191H229ZM30 193H31V195H30ZM33 193H34V192H33ZM38 193H41V192L39 191ZM38 193H37V194H38ZM45 193L43 194V190H42V195H41V194H39V195H41V197H42V196H46ZM52 193H53V192H52ZM243 193H246V194H243ZM19 194H21V193H19ZM157 194H158V193H157ZM35 195H36V194H35ZM47 195H48V194H47ZM85 195H86V194H85ZM48 196H49V195H48ZM83 196H84V195H83ZM86 196H87V195H86ZM17 197H18V196H17ZM17 197L15 196L14 199H19V198H17ZM19 197H20V196H19ZM33 197H34V195H33ZM35 197H36V196H35ZM41 197L39 196V198H41ZM46 197H47V196H46ZM244 197H245V199H244ZM253 197H254V201H253ZM11 198H12V199H11ZM48 198H50V197H48ZM80 198H81V197H80ZM177 198H178V197H177ZM258 198H259V197H258ZM26 199H27V200H26ZM32 199H33V198H32ZM51 199H52V198H51ZM51 199H49V200H51ZM53 199H54V200H57L56 197L53 198ZM76 199H77V198H76ZM82 199H83V198H82ZM82 199H81V203H82ZM85 199H86V198L84 197V200H85ZM160 199H161V198H160ZM180 199H181V197H180ZM180 199H179V201H180ZM182 199H181V200H182ZM239 199H240V198H239ZM260 199H261V198H260ZM262 199H263V198H262ZM42 200H43V202H44L45 198L42 199ZM58 200H59V199H58ZM78 200H79V201H78ZM78 200H77V202H80V199H78ZM34 201H35V200H34ZM37 201H39V200H36V203H38ZM70 201H71V200H70ZM176 201H177V200H176ZM244 201H246L247 203L244 202ZM260 201H261V200H260ZM262 201H263V200H262ZM43 202H42V203H43ZM45 202H46V201H45ZM59 202L61 203V202H63V201H60V200H59ZM254 202H256V203H254ZM54 203H57V204H58V202H56V201H55ZM236 203H237V205H239V204H238L239 202H236ZM43 204H44V203H43ZM47 204H48V203H47ZM62 204H63V203H62ZM138 204H139V203H138ZM158 204H159V202H158ZM35 205H37V206L39 207L40 204H39V205H38V204H35ZM45 205H46V204H45ZM50 205H51V204L49 203V206H50ZM63 205H65V204H63ZM68 205H69V204H68ZM214 205H215V204H214ZM256 205H257V206H256ZM37 206H36V208H38ZM51 206H54V204L51 205ZM56 206H57V205H56ZM59 206H60V205H59ZM71 206H72V205H71ZM141 206H142V204H141ZM148 206H149V205H148ZM240 206H241V205H240ZM60 207H63V206L61 205ZM60 207H59V208H60ZM254 207H255V208H254ZM41 208H42V207H41ZM51 208H52V207H51ZM51 208H50V209H51ZM53 208H54V207H53ZM39 209H40V208H39ZM40 210L43 212V211H46L47 209H44V210L40 209ZM48 210H49V209H48ZM60 210L62 211L63 209L61 208ZM60 210H59V211H60ZM69 210H70V209H69ZM75 210H76V209H75ZM75 210H74L73 212H76ZM144 210H146V209H144ZM13 211H14V212H13ZM55 211H56V210H55ZM77 211H78V210H77ZM50 212H51V211H50ZM63 212H64V210H63ZM251 212H252L253 216H251V215H252ZM43 213H44V212H43ZM48 213H49V212H48ZM39 214H40V212H39ZM44 214H45V213H44ZM44 214H42V216H43ZM73 214H74V213H73ZM136 214H137V213H136ZM151 214H152V212H151ZM250 214H251V215H250ZM46 215H47V213H46ZM65 215H66V214H65ZM71 215H72V214H71ZM138 215H139V214H137V216H138ZM39 216H40V215H39ZM49 216H50V215H49ZM53 216H54V215H53ZM55 216H56V215H55ZM57 216H59V215L57 214ZM60 216H61V215H60ZM66 216H67V215H66ZM45 217H46V216H45ZM138 217H139V216H138ZM149 217H150V216H149ZM152 217H154V216L152 215ZM256 217H257V216H256ZM263 217H264V216H263ZM38 218H39V217H38ZM43 218H44V217H43ZM52 218H53V217H52ZM52 218H51V219H52ZM55 218L57 219L58 217H55ZM55 218H54V219H55ZM141 218H142V217H141ZM258 218H259V217H258ZM41 219H42V218H41ZM44 219H45V218H44ZM48 219H49V217H48ZM62 219H63V218H62ZM45 220H46V219H45ZM45 220H44V221H45ZM57 220H59V219H57ZM68 220H69V219H68ZM72 220H73V219H72ZM46 221H47V220H46ZM48 221H51V220H48ZM55 221H56V220H55ZM64 221H65V220H64ZM66 221H67V220H66ZM76 221H77V220H76ZM215 221H216V220H215ZM9 222L12 223V224H10ZM61 222H62V221H61ZM67 222H68V221H67ZM79 222H80V221H79ZM47 223H48V224H51V222H50V223L47 222ZM57 223H58V222H57ZM71 223H72V222H71ZM73 223H74V222H73ZM73 223L70 224V225L73 226ZM177 223H178V222H177ZM259 223H261V222H259ZM259 223H258V224H259ZM37 224H38V223H35V225H37ZM61 224H63V223H61ZM61 224H60V225H61ZM79 224H80V223H79ZM261 224H262V223H261ZM261 224H259V226H260ZM10 225H12V227H11ZM21 225H19V226H21ZM35 225H34V226H35ZM70 225H69V226H70ZM75 225H76V224H74V227H75ZM180 225H181V224H179V228H181L184 224H183L181 227H180ZM187 225H189V224H187ZM209 225L211 226V224H209ZM9 226L11 227V229L9 228ZM46 226H48V225H46ZM49 226L51 227V225H49ZM217 226H218V225H217ZM217 226H216V227H217ZM50 227H49V228H50ZM61 227H62V225H61ZM63 227H64V225H63ZM76 227H78V225H77ZM76 227H75V228H76ZM165 227H168V226L165 225ZM170 227H171V226H170ZM186 227H187V226H184L182 229H184V228H186ZM189 227H190V226H189ZM207 227H208V226H207ZM212 227H213V226H211L210 228L208 227V229H207V228H206V229L203 228V230L201 229L202 231L199 230L200 233H201V232H204V235L200 234L199 232L195 233V235L199 233L201 237H202V236H205V235L207 236V234L209 235V229H211V230L213 229L215 232H218L217 230L220 229V228L218 227V228L215 230L216 227H213V228H212ZM242 227H243V229H242ZM35 228H36V227H35ZM51 228L53 229V227H51ZM54 228H55V227H54ZM72 228H73V227H72ZM187 228H188V227H187ZM6 229H7V230H6ZM64 229H67V228L65 227V228H62L61 230L63 231ZM76 229H77V228H76ZM13 230H11L10 233H12ZM29 230H30V229H28L27 231H29ZM71 230H72V231H71L70 234H72L73 231H77V230H75L74 228L71 229ZM78 230H79V228H78ZM191 230H192V229H191ZM193 230H194V228H193ZM204 230H205V231L207 230L208 232H207V231L205 232ZM211 230H210V234H214V231L212 230V231H213V233H212ZM20 231H16V232H15L16 234H15V233H12V234H15L16 236L14 237L13 235H11V236L14 237V238L11 237V239H10V233H8V234H9V235H8L9 237L6 236V234H5V235L2 234V235L0 236V238H1L0 241H1V240L4 241L5 239H8V240H9V243H10L11 245H12V243H16V246H19V245H20V247L22 246L21 249L17 250V251H18V253H17V251L15 250V248H16V249H18V248H17V247L15 246V244H14L15 248H12V249H11V250L13 251V252H12V251L7 247V246H9L10 244L5 240V242H4V243H6L5 245H7V243H8L9 245L4 246L3 249H5V248L7 247L6 249H9V250L12 252V253H11V254H12V256H11V257H12V260L16 259L18 256H21V257L24 256V258H26V257L29 255L27 251H29V252L32 251V250H31V251H30V250H27V247L29 246V248H30V246H31V245H30V242H29V239H30V238L28 237V240L25 239V238H27L26 236H27L29 233L27 232V233H28V234H27V233H25V231H24V232H20ZM30 231H31V230H30ZM42 231H43V230H42ZM46 231H47V230H45V233H46ZM51 231H52V230H51ZM62 231L58 232L57 236H59V233H61ZM195 231H196V230H195ZM195 231H194V232H195ZM1 232H2V231H1ZM56 232H57V231H56ZM77 232L79 233V235H83V233H81V231H80V232L77 231ZM77 232H74V233L72 234V236H73L74 234H77V235H78ZM3 233H6V232L3 231ZM31 233H32V232H30V235H28V236L33 237V236L31 235ZM50 233H51V232H47V234H49V235H50ZM52 233H53V232H52ZM52 233H51V234H52ZM26 234H27V235H26ZM39 234H40V233H39ZM47 234H46V235H47ZM54 234H55V233H54ZM70 234H69V235H70ZM85 234H86V233H85ZM149 234H150V233H149ZM182 234L185 235L186 232H185V233H182ZM199 234H198V235H199ZM261 234L264 235V233H260V235H261ZM3 235L7 237V238L4 237V238H5L4 240H3ZM17 235H18V236H17ZM40 235H41V234H40ZM43 235H44V234H43ZM49 235L46 236V238H48L47 240H46L45 237H44V238L41 237V240L43 239L41 242H40V240L37 241V240H38L37 237H36L37 235H36V236L34 235V237H36V238H35L36 241H37V242H40L39 244H37V247H38L39 249H40V248H41V249H40V251H37V252H39V253L35 255L36 257L33 255L34 258H35L36 260H34V258L31 257V256H32L31 254H33V253H32V252L30 253L31 256H29V258H30V257H31V258H30V259H27V260H31L30 263L33 264V262H37V264H56V263L59 264L58 262L62 261L63 263H60V264H64V263L66 264V262H64L65 260H61L62 258H61V259L59 258L60 261H58V260H56L57 258L51 257V256L48 254V253H50V252H52V254H53L54 250H55L54 254L56 253V251H57V253H58V251H62V250H63L62 248L65 246V245H64V246L61 245V247H60V245L58 244L59 246L56 247L55 244H54V245L51 244V245L54 246L56 249H55L54 247H50V246H51V245H49L50 242H51L50 239L53 238V237H52V238H50V237L53 236V235H51V236H49ZM55 235H56V234H55ZM55 235H54V236H55ZM69 235H68V236H69ZM146 235H148V233H146ZM157 235H158V234H157ZM160 235H161V234H160ZM162 235H163V234H162ZM187 235H188V234H187ZM195 235H194V236H195ZM41 236H42V235H41ZM83 236H84V235H83ZM180 236H181V235H180ZM189 236H190V237H187V236H186V240H188L187 238H191V237H192L191 235H189ZM206 236H205V238H206ZM16 237H17V238H16ZM66 237H67V236H66ZM69 237H71V236H69ZM74 237H75V235H74ZM144 237H145V236H144ZM144 237H143V238H144ZM152 237H153V236H152ZM196 237H197V236H196ZM196 237H194V239H195ZM261 237H262V236H261ZM38 238H39V237H38ZM141 238H142V237H141ZM141 238H140V239H141ZM145 238H146V237H145ZM153 238H155V237H153ZM157 238H159V237H157ZM157 238L154 239V241H152L151 238H150V239H151V240H150L149 237H148V239H147V238H146V239H147L148 241L150 240V241H152V242H155V241L158 242ZM197 238H198V237H197ZM255 238H256V239H255ZM14 239L17 240V241H16V242L11 241V240H14ZM22 239H25V240L22 242V241H21ZM35 239H34V240H35ZM53 239H55V242H56L57 238H53ZM53 239H52V240H53ZM69 239H70V238H69ZM160 239H161V238H160ZM160 239H159V240H160ZM19 240H20L21 242H20ZM61 240H68V239H65V238H64V239H61ZM147 240H146V241H147ZM173 240H174V239H173ZM182 240H183V239H182ZM206 240L208 241V239H206ZM18 241H19V242H18ZM25 241H26V242H25ZM32 241H33V240H32ZM48 241H49V244H48ZM238 241H239V240H238ZM11 242H12V243H11ZM17 242H18V243H17ZM68 242H69V241H68ZM143 242H144V240H143ZM159 242H160V241H159ZM188 242H189V240H188ZM191 242H192V241H191ZM261 242H263V241H261ZM0 243H1V242H0ZM2 243H3V242H2ZM2 243H1V245H2ZM4 243H3V245H4ZM20 243H21V244H20ZM53 243H54V242H53ZM57 243H58V242H57ZM66 243H67V242H66ZM140 243H141V241H140ZM165 243H166V242H165ZM167 243H168V241H167ZM169 243H170V242H169ZM189 243H190V242H189ZM209 243H210V242H209ZM239 243H240V242H239ZM259 243H260V242H259ZM162 244H163V243H162ZM176 244H177V243H176ZM181 244H182V243H181ZM181 244L177 245L176 248H177L178 246L180 247ZM1 245H0V246H1ZM11 245L9 246L10 248L12 247ZM32 245H33V242H32ZM78 245H79V244H78ZM124 245H126V244H124ZM129 245H130V244H129ZM141 245H143V244L141 243ZM213 245H214V244H213ZM14 246H13V247H14ZM173 246H174V245H173ZM214 246H215V245H214ZM220 246H221V245H220ZM58 247H60L61 249L58 248ZM128 247H129V246H128ZM141 247H142V246H140V248H141ZM144 247H145V246H143V248H141V249H137V250L139 251V252H137V254L140 255V256H139L140 258H143V259H145V260L148 259V261H149L150 264H151V263H152V262H151V257H148V256H147V255H149V256H151V255H150V253L148 252V250L145 249ZM179 247H178V248H179ZM218 247H219V246H218ZM221 247H222V246H221ZM29 248H28V249H29ZM48 248H50V249L48 250ZM0 249H1V250H0V253H2V246H1ZM6 249L3 250V254H4L5 251H6L8 254H10V252H8V250H6ZM13 249H14V250H13ZM110 249H111V247H110ZM50 250H53V251H50ZM65 250H68V249L65 248ZM113 250H114V249H113ZM122 250H123V249H122ZM132 250H134V251L136 252V249H132ZM143 250H144V251H143ZM210 250H213V248H208V246H206V245H201V246L198 245V246H194V247H193V246H190V247H188L187 249H185V250L182 251V252H179V253L174 252V253H171V254L168 255V256H165L164 258H162V263H163V264H203V263H204V262H203V261H204L203 258L206 257V256L204 257V255H205L206 253H208ZM68 251H69V250H68ZM86 251H87V250H86ZM86 251H85V252H84V251H81V252L79 251L80 253L76 252V254H75V250H74V255H73L74 258H73V260H72L73 264H86V263H87V264H91L90 262H93L92 260H94V259H92V256H91V255H90L91 258H89V259H90V262H89V259L86 258V259L88 260V261H85L86 263L81 262V261H83V258H84V257H77V255H79V254L85 256V255H86ZM116 251H117V250H116ZM116 251H115V252H116ZM142 251H143V252H142ZM146 251H147V252H146ZM14 252L16 253V254H15L16 256H14V254H13ZM69 252L71 253V251H69ZM144 252H145L146 254H142V253H144ZM22 253H25V254H22ZM63 253H64V251H63ZM70 253H69V254H70ZM87 253L89 254V252H87ZM123 253H124V252H123ZM148 253H149V254H148ZM159 253H160V252H159ZM5 254H6V253H5ZM8 254H7V255H8ZM11 254H10V255H11ZM50 254H51V253H50ZM66 254H67V253H66ZM84 254H85V255H84ZM124 254H125V253H124ZM124 254H123V255H119V254L116 255V258L118 259V260H117L118 264H119V263H120V264H134V261L132 260V258L126 257V256H124ZM141 254H142V256H141ZM160 254H161V253H160ZM1 255H2V254H1ZM17 255H18V256H17ZM22 255H23V256H22ZM55 255H56V254H55ZM128 255H129V254H128ZM8 256H9V255H8ZM8 256H7V257H8ZM57 256L60 257V253L57 254ZM68 256H69V255H68ZM87 256H89V255H87ZM87 256H85V257H87ZM131 256H133V255H131V253H130V257H131ZM143 256H146V257H143ZM154 256H155V255H154ZM2 257H3V256H2ZM11 257L9 256V258H10L9 261H11V262L7 261L8 259L5 260V261H6L7 263H11V264H14L15 262H17L16 264H19V261H20L19 259H20L21 257H19V258L17 259V261L15 260V262H12ZM93 258H94V257H93ZM99 258H100V257H99ZM140 258H139V260H140ZM146 258H147V259H146ZM0 259H1V257H0ZM80 259H82V260L79 261ZM104 259H105V258H104ZM143 259H141V261H142L141 264H144V263L146 262V261H144ZM154 259H156V258L154 257ZM205 259H207V258H205ZM21 260H23V258H21ZM27 260L25 261V259H24L23 261H24L26 264H30L29 261H27ZM100 260H102V259H100ZM5 261H3V262H5ZM57 261H58V262H57ZM94 261H95V260H94ZM143 261H144V263H143ZM102 262L104 263L103 260H102ZM137 262H138V261H137ZM137 262H136V263H137ZM139 262H140V261H139ZM149 262H148V264H149ZM207 262H208V261H207ZM216 262H217V261H216ZM0 263H2V262H0ZM21 263L23 264V262H20V264H21ZM25 263H24V264H25ZM95 263H96V261H95ZM95 263H94V264H95ZM136 263H135V264H136ZM208 263H209V262H208ZM4 264H6V263H4ZM92 264H93V263H92ZM146 264H147V262H146ZM152 264H153V263H152ZM261 264H262V263H261Z\"/></svg>",
  "mask_w": 264,
  "mask_h": 264
}]
</instances>
